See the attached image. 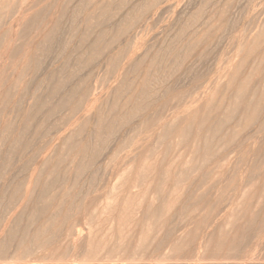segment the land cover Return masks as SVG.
Returning a JSON list of instances; mask_svg holds the SVG:
<instances>
[{
  "label": "rangeland",
  "instance_id": "obj_1",
  "mask_svg": "<svg viewBox=\"0 0 264 264\" xmlns=\"http://www.w3.org/2000/svg\"><path fill=\"white\" fill-rule=\"evenodd\" d=\"M95 1L96 0H21V1L20 0H16V1L11 0L9 3H8V1L7 2L5 1L7 7L10 8V10L7 9V7L5 6L6 8L5 7L4 8L6 9V11H4L5 9H2L3 11H2V13H0V19L2 21V22L0 21L2 24V25L0 24V33L3 32L0 34V44H3V42H5L4 43L5 47L0 45V82L3 85L2 86L0 84V89H1L0 95L2 96V97H0V100L2 98V100L0 101V112H1V110H3L2 113H0V116H1V118H0V137L3 134H4L3 136L6 137V138L4 137V139H2L3 136L0 138V148H1L0 149V159L3 157L0 160V162H1V164L3 163V161H4V163H7L5 165H0V174L2 176V177L0 176V179H1L0 180V235L4 238L8 235V232H10V230L16 229V231L20 232V230L22 231V229L26 228L25 226L27 225V226H29L28 229L26 228L28 231L27 230H23V231L26 233H30V234H27L29 237H27L26 234H24L25 235L24 238L27 237L26 239H29L31 236V233L36 228V226H38L40 223H42L45 218H48L51 216L50 217L51 220L54 219L56 221V222L54 221L51 224L53 227L51 226L49 228L51 230H54V232L52 231V234L54 233V235L57 236L55 238L52 236L53 240L56 241L58 238L62 239V238H60L61 235H63L62 237H65V240H66V242H64V244H61V247L55 249V254H58V255L64 254L68 258L72 257V256L83 255L84 252H86V250H88V248L91 247L89 245L92 241H96V242L98 241L99 242V241H102V240H100L101 238H103V240L104 239L107 240L110 237V239H108L109 240L108 243H110V240H111L109 247H111L112 249L107 247L108 243H107V241L105 243V240H104L103 242L105 244L102 242L104 244V247L107 244L105 249H104L105 251L109 250L108 252L111 253L114 250H116V251L119 250L120 248H118V247H117L118 249H116L115 242L121 243L123 240H125L122 243L123 244L125 243L124 245H126V247H122L124 245H121L120 243L118 246L123 248L124 250L127 249V251L130 252V254H129V252H127V254L126 253H120V252H122L123 249L119 250L120 252L118 254L109 256V259H110L109 262L110 263L126 264L129 262L135 261L138 258L145 257L146 255L148 257L158 256L160 258L161 257L160 253H162V257H163V254L166 251H168L167 254L169 253L168 254L169 260H165V262L163 261L162 263H166V261L167 262H176L179 260L178 259L179 257H183V258H181L182 260L180 259L179 261H183V259L185 258L184 261L186 260L188 263H190L192 261L194 263V262H196L195 260L197 258H201L202 256H204L202 258H206V259L208 258V259L207 260H200V261L202 264L203 263L205 264L206 262H208L210 260L211 261L216 260L215 262H217L218 260L223 261L222 259L220 260L218 256H220V258H223L225 255H226L225 257L228 256L227 258H229V257L230 258L232 257L235 259L237 258V260L232 259V261L239 262V260H240L239 258L243 257L242 254H240V253L241 252L248 253L249 250H247L245 248H246V246L248 248L250 243L252 244L253 241L259 242V243H257L258 246L254 247L253 249L251 246L249 247L250 251H252L250 253L252 255H254V257L255 256L257 257V259H255V261H259L261 263H264V258H263L264 257V233H263L264 232V217H263V215H264V204H263L264 203V196H262V195H264V140H263L264 139V133H261V134L258 133L256 138L254 140H252L255 143V144H253L254 146L252 145L253 149L251 146L246 145V144L251 145L252 141H251V143L248 142V143L243 144V146L241 145L242 148H240V149L244 150V151L242 150L243 153H240V151H241L240 149L238 150V148H239L238 144L239 143L236 142V144H235V142H234L236 140H238V142H240L239 140H241V138H243L246 135L245 131L246 132L249 131V130H247L249 128H250V130L253 129V127L255 128L257 125L256 123L259 120L256 123H253L254 126H251L252 124L249 126V128L247 126L246 127L247 129L245 128V131L243 130L244 126L242 125L243 127H241V125L238 124V126L241 127L243 130V131L241 130L242 133H240V130H239L241 128L238 129V126H236L237 124H235V122L231 121L230 124L228 125L229 127L227 126L222 131L223 133L221 132L220 134H217L219 136L216 137V139H218L222 135L221 136L222 141H221V138H219L218 139L219 141L216 140V142H218V143L221 142L218 145H220L222 147L223 145H221V144H224V146L226 148L224 147V150L223 149L221 150V148L219 146H216L217 144L215 142L214 152L212 154L205 156L204 151L203 152L198 151L197 153H195L196 154L195 158H194V152L195 151L194 152H192V151L194 150L196 144H198L197 143L198 139L195 138L198 135V134L196 135V133H198V131H197L198 129H197L196 125H193V129H192V133H191L192 137L190 135V137H188L186 142L184 139H186L187 137H184L181 134L178 135L179 133H174V135L170 136L168 140H166L165 142L162 143L161 141H158V132H159V130L157 129V128H159L158 125H155L153 128L152 125H148L145 123L143 124L144 117H149L151 119L155 118L154 120H157V121H159V120H162V121L170 120L174 116H176L179 111H182V109H184L188 106H191L192 108H194V106L197 107V105H198V108L203 107L206 99H208L207 95H205L206 98L204 96H201L200 101L198 100L195 103L196 105L195 104H193V105L189 104L191 97H192V100H193V98L198 99V97H197L198 90H199V92L202 91L204 89L203 85H209L210 84L212 86V84H213V86H215L214 84L216 83L217 80H218V83H216V86L220 83V86L218 85L220 88L217 86L219 89H223L222 87L223 86L225 87L227 85V83L230 80L229 78L231 77V76L229 77V75H232V73H233L231 68L232 69L234 68L233 70H236V68L238 67V64L241 62L242 57L248 53L247 48H246V51H247L246 54L243 53V52H245V49L242 50L240 53L237 50L239 48L238 44H241V42L242 43L244 42L243 44H247L249 41L251 42L252 41L251 39H253L255 37V35H257V38L255 37V39L260 40L259 37L261 38V41L259 43L263 42L262 40H264V37H263L264 36V32H263L264 31V28H263L264 27V0H167V1L166 0H131V1L130 0H125V1H123V0H99L100 4L102 3L101 5H98L99 4L98 0L96 2ZM118 1L120 2V5L118 4ZM143 1L145 2V4H148L149 6L147 5L148 6L147 7ZM3 2H4V0H0L1 6H2L1 3H3ZM108 3H110V6ZM18 4H20L23 8ZM26 4H27V6H26ZM114 4H116V6H118V7L116 8L114 6ZM121 4H123V5H121ZM94 6H96V7H94ZM142 6H144V7H142ZM77 7L78 8L81 7L82 9L81 8L78 9ZM98 7H99V10H97ZM121 7H123V8H121ZM136 8H137V10H136ZM101 9H104V10L102 11ZM122 9H123V11H122ZM21 10H22V13H21ZM27 10H30V11H27ZM138 10L142 14H140V12ZM3 12H5V15ZM7 12H10V14ZM17 12H18V15H17ZM89 12H93V16H92V13H89ZM120 12H121V15H120ZM127 12L131 13V15H129V17H127V15L130 13L127 14ZM24 13H27V15L26 14H25L26 16L23 15ZM6 14H7V16H6ZM125 14H127V15H125ZM104 15L108 19L106 17H104ZM19 16L20 17L22 16V18L27 22V25L23 19L19 18L20 21H19V19H17ZM102 17H104V18H102ZM125 17H127V20L129 18L132 19L133 22H135V23L130 21V19L128 21H126ZM105 18H106V20H105ZM8 19L9 20L11 19V20L9 21ZM83 19H87V20H83ZM134 19H136L137 21H135ZM55 20H56V22H54ZM81 20H83V21H81ZM88 20H90V21H88ZM82 22H84V24ZM53 23L57 24V25L53 26L55 29H52L53 28L52 25H54ZM97 23L100 26L97 25ZM48 24H49V26H48ZM105 24L107 27L105 26ZM141 24H142V27H141ZM39 25L41 26V28ZM43 25H44L45 29L43 28ZM79 25H80V28H79ZM46 26H47V29H46ZM89 26H90V28H89ZM26 28H27V30H26ZM56 28H58V29H56ZM43 29L45 31H41ZM77 29H79V30H77ZM116 29L119 31H117ZM259 29L262 31L259 32L260 31ZM101 30H103L104 32L103 31L101 32ZM4 31L6 34L8 33V36L6 34H4ZM93 31H94V33H93ZM53 32H54V34H53ZM107 32L109 33V35ZM87 33L89 34L90 37H88ZM103 33L105 34V38H103L104 37ZM258 33L259 34L261 33L260 34L261 36H259ZM10 34H12V35H10ZM20 34H22V35H20ZM99 34H100V36H99ZM190 35L192 36L193 39L197 40L196 43H195V40H193V39H192L193 41L192 40L190 41V39H191ZM10 36L11 37L13 36V39L15 41L13 39H11ZM42 36L43 37L45 36V39L42 38ZM81 36H83V37H81ZM93 36H96V37H93ZM121 36H122V38H121ZM195 36H196V38H195ZM199 36L201 38H199ZM245 36H247L248 39H247V37L245 38ZM97 37H99V38L96 40H98V41L100 40L99 41L100 43L94 42V39ZM110 37L112 39H114V41H115V42L113 41L114 43L111 41L112 39ZM157 37H159V38H157ZM46 38L49 42L46 40ZM171 38H173V39H171ZM205 38H206V40H205ZM242 38H243V41H241ZM40 39H42V40L44 39V40L42 41ZM80 39H82V40H80ZM108 39H110V41ZM203 39H204V41H203ZM245 39L248 41L246 42ZM39 40H40V42H39ZM64 40H65V42H64ZM88 41L89 42L91 41V43L89 44ZM44 42H45V45H43ZM84 42H87V43H84ZM198 42H201L202 45H201V43H198ZM210 42H212V43H210ZM31 43H33V44H31ZM95 43H97V45L99 44L98 46L94 45L97 48L92 45ZM103 43H104L105 47L107 44V47L109 48L108 51H106L105 48H101L103 46ZM111 44H113V46L110 47ZM121 44H122V46H121ZM167 44H169V45H167ZM262 44L261 45L259 44L260 46L258 45L259 46V48L257 47L258 49L254 48V50L251 51L253 53H251V55H250L251 57L249 56V59H248L249 62L246 63L241 68L242 73L247 74V72H249V70L252 69V65H254V61L257 60V58L262 53H264V51H263L264 50V43H262ZM8 45H9V48H7ZM115 45H116V47H115ZM90 46L91 47L93 46V48H95V50L93 48H91ZM112 47L115 49H111ZM192 47H194V48H192ZM12 48H14L15 50ZM27 48L29 49V52H28ZM190 48H191V51L189 52ZM17 49H18V51H17ZM92 49L94 51H92ZM118 49H120V50H118ZM146 49H147L148 53L146 52ZM255 49H257V50H255ZM117 50L121 54H119L117 52ZM90 51L94 55H92L90 53ZM109 51H110V53H109ZM171 51H173V52H171ZM18 52L22 55H20ZM187 52L191 53V55H187V54H189ZM95 53H97L99 56L101 54L102 55L100 57H98L97 55L95 56ZM144 53H145V55H144ZM146 53L149 56L146 58V61H145L144 59H141V58H145ZM236 53H237V55L239 53L240 54L237 56ZM115 54L117 55V57L122 55L123 58L122 57L121 58L123 60H121V58L119 57L120 60L118 62L117 59H119V58L115 57L116 56ZM241 54H243V55H241ZM109 55H110V57H109ZM141 55H143V56H141ZM152 55H154V57ZM30 56H32V57L30 58ZM112 56H113V58L115 57L114 60H113V58H111ZM236 56H237V59H235V60H240V61H234V58H236ZM87 57H89V58H87ZM92 57L94 60L92 59ZM230 57H231V59H230ZM79 59H83L84 62H83V60H79ZM107 59H109V60H107ZM110 59H112L113 61H115V60L116 61L112 62V60H110ZM135 59H136V61H135ZM29 60L30 61L35 60V61L30 62ZM108 61H110L109 62L110 64L108 63ZM231 61H232V63H231ZM83 63H84V65H83ZM87 63L90 66H87ZM128 63H129V65H128ZM135 63H136V65H135ZM152 63L154 65H152ZM14 64H15V66H14ZM21 65L23 67H20ZM25 65H27V66H25ZM228 65H229V67H228ZM30 66H32V67H30ZM125 66H127V67H125ZM187 66H189V67H187ZM113 67H115V69ZM21 68H23V69H21ZM121 68L123 69V71ZM188 68H189V70H188ZM127 69H129L130 71ZM143 69H145V71ZM242 69H244V71ZM3 71H5V72H3ZM124 71L125 72L127 71L126 73H128V74L126 75ZM224 71L227 73V75ZM145 72L147 74H145ZM222 73L226 76L221 77V75L224 76ZM19 74L23 78H21V80L18 81V78L20 79ZM116 75H117V77H116ZM147 75H149V76H147ZM16 76L18 77L17 79H16ZM132 76H134V77H132ZM219 77L224 79V81L222 79H220ZM11 78H12V80H14V82H12V80L11 81L9 80ZM256 79H257L256 77H253V81L251 82V84L260 85L259 88L264 89V84H263L264 80L261 82H258V80H256ZM83 80H84V82H83ZM128 81L131 83H129ZM80 82H81V84H80ZM197 82H198V84H197ZM52 83H54V84H52ZM175 83H177V84L175 85ZM83 85H85L86 87ZM103 85H105V86L103 87ZM136 85H138V86L135 87ZM167 85H171V86L167 87ZM194 85H195V87H193ZM164 86L168 88L167 91H166ZM16 87H17V89L14 90V88H16ZM146 87H148L149 89L151 88L154 92L151 89L150 90L148 88L145 89ZM175 87L177 89H174ZM139 88L145 89L147 94L142 95L141 94L142 90H139ZM188 88H189V90H188ZM9 89H13V90L11 91ZM118 89H119V92H118ZM93 90H94V92H93ZM10 91H11V93H10ZM73 91L76 93H74ZM128 91H130V92H128ZM151 91H152V93H151ZM184 91L187 92L186 95L184 94ZM194 91H197V93ZM12 92L15 95H13ZM38 92H40V93L38 94ZM84 92H85V94H84ZM116 92H118V93H116ZM191 92H193V93H191ZM51 93H53V94H51ZM94 93L96 94V96ZM170 93H171V95H170ZM179 93H182V95L180 94L181 96H179ZM229 93H230L229 90H225L224 93L216 94L214 96V101L216 100L215 102H219V100L221 99V97H223L224 94H229ZM10 94H12V95H10ZM82 94H83V96H82ZM121 94L124 97H122ZM166 94H167V96H165ZM191 94H192V96H191ZM39 95H40V97H39ZM80 95L82 97H80ZM115 95H117L118 97L117 96L115 97ZM194 95H195V97H193ZM217 95H219V97ZM23 96H25V97H23ZM135 96H137V98L138 97L139 98L137 99ZM177 96L180 97L179 101L182 99L183 102L180 101L181 105L183 103L182 106L181 105L178 106L180 103L177 101L178 100ZM30 97L32 98L33 101L30 99ZM64 97L66 99V102H68L67 104L69 106L68 105L66 106L65 102L64 103L62 102V101H65ZM176 97H177V99H175V101H177L176 102L177 104L179 103L178 105L173 100ZM185 97L187 99L184 100ZM4 98L6 99V102H4V100H5ZM94 98L95 99L97 98V101L96 102L94 101L92 103L91 100H93ZM48 99H50V100H48ZM59 99H60V102H59ZM143 99H145L147 101V102H145V106L147 105L146 107L141 106V105H143L142 104ZM14 100H16V102ZM44 100H46V101H44ZM57 100L59 103L58 105H57ZM86 100H87V102H86ZM113 100H114V103H112ZM149 100H150V103L148 102ZM17 101L21 102V104L18 103ZM34 101H36V102L34 103ZM123 101L124 102L126 101V103H124ZM166 101H168V102H166ZM186 101H187V103L185 105L184 103ZM69 102L71 104H69ZM76 102L78 104L81 103L82 105H76ZM127 102H129V103H127ZM164 102H166L165 103L166 105H167V103L171 102V103H169V105H170L169 108L174 103L178 106V107L177 106L174 107L175 105H173L170 108V110L173 109L175 111L177 108H180V107L181 108H180V110L177 109L178 111L176 110L177 112H175V113H177V114H175L174 111L172 110L171 112L173 115L171 114L172 115L171 116L170 115L171 112L168 108V105H167V107H164L165 106ZM1 103H3L2 106H1ZM16 103L21 105V108H19L20 106L17 105ZM91 103L94 105L93 107H90L92 105ZM36 104H37V106H35ZM61 104H64L65 106L63 105L64 106L63 107ZM95 104H96V106H95ZM136 104H137V106H140V108L136 109L137 108ZM138 104H140V105H138ZM53 105H55V107ZM74 105H75V107H72ZM263 105H264V102L260 107V109L262 111H260V117L258 119L262 118L261 116L264 115V112H263L264 106ZM87 106L90 109H86ZM132 106L133 107L135 106L134 109ZM42 107H44V108H42ZM60 107H62V108H60ZM65 107H67V108H65ZM70 107H72V109H74V110H71ZM111 107H112L114 112L112 111ZM141 107H142V109H141ZM148 107H150V108L148 109ZM162 107L165 109L166 112L168 110V112L166 113L164 111V109H162ZM22 108H23V110H22ZM24 108L26 111L24 110ZM51 108L53 109V111H51L52 110ZM92 108H93V110H92ZM66 109H67V111H66ZM118 109H119V111H118ZM151 109H153V110H151ZM59 110H60V112H59ZM98 110H100V111L98 112ZM46 111H48V112L50 111V113H49L50 115H48V112H46ZM80 111H82V112H80ZM161 111H163V112H161ZM27 112L29 113V115ZM159 112H161V113H159ZM82 113L86 114V116L82 117L81 116ZM87 113H89V114H87ZM183 113L184 112H181V113L179 112V114H183ZM1 114L3 116L5 115L7 118L5 116L3 117ZM26 114L28 115V117ZM102 114L103 115L105 114L104 115L105 118H106V116L108 117L107 121H106V119H104V117H102L103 116ZM119 114H121V115H119ZM164 114H165L166 118H165ZM167 114H168V117H167ZM22 115H23V118H21ZM68 115H70L71 117ZM73 115H75V116H73ZM126 116H127V118H125ZM212 116H214V117H212L210 119V121L214 123L217 121L218 117H215L214 114H212ZM79 117L81 118V120L83 122L86 123L85 125H82V127L79 126L82 122V121H80ZM101 117L103 118V120ZM19 118H20V120L21 119L27 120V121H25L26 125H24L23 120L20 121ZM42 118L45 121V122L43 121L44 123H42ZM7 119H9V122H12L13 125L10 124ZM78 119H79V121H78ZM95 119H96V121H95ZM124 119H125V121H123ZM6 120H7V122H6ZM141 120H142V123L141 124L138 123V122H141ZM4 121L7 124H10L9 126L12 125L11 127L13 129L15 128L13 131H15L18 128L17 130L19 132L15 131L17 135L15 134V132L12 131V129L10 130L11 127L6 128L4 126V124L7 125ZM30 121H32V122H30ZM100 121H101V123H99ZM83 122H82V124H83ZM70 123L72 125H70ZM28 124H29V126H28ZM37 124H39L40 126H42V124H43L44 129H42L43 127H40L41 128L40 129L39 125L36 126ZM101 124L103 125V128L101 127ZM95 125H96V127H95ZM97 125L100 126L102 129L100 127L98 128ZM119 125H120V127H119ZM233 125H234V127H233ZM127 126H129L128 127L129 130H127ZM1 127L2 128L4 127V128L2 129ZM235 127H237V128L235 129ZM71 128H72V131H71ZM5 129L7 130L6 133H4ZM108 129H112L113 131L111 130L110 132H113L115 135L113 136V134H112V136H111L110 133L107 135L106 132L107 133L109 132ZM226 129H229L230 131L231 130L237 131V132H235L236 133L235 135L239 134V135H237V136H239V139H238V137L232 138V137H235V135L231 136L229 134H234V133L233 132L228 133V131ZM34 130L37 132H34ZM74 131H76L75 133L78 132L77 135H75V133H73ZM125 131H126V133L127 132L128 133L126 134ZM130 131L133 133H130ZM238 131H239V133H238ZM1 132H3V133H1ZM7 132L9 133L8 134L9 137L6 136ZM33 132L36 133V136ZM65 132H67V133H65ZM249 132H247V133L249 134ZM262 132H264V130ZM88 133L89 134L91 133L90 134L91 136ZM119 133H120V135H119ZM124 133L126 135H123ZM224 133H227L228 135L227 134H225V135L227 137L230 136L229 138L232 139L233 142L230 141L229 139H227V140H229L228 142L224 141L223 139L225 138V140H226V138H227L226 136L223 137ZM205 134H207V133L201 132V134H200L201 137L199 136V138L203 139V137L206 136ZM78 135H80L81 137ZM19 136H20V138H19ZM75 136H78L79 139ZM99 136H100V140H99ZM102 136L106 137V138L102 140L101 139V138H103ZM178 136L183 137V139L182 138L181 139L184 140V141L179 140V142H182L181 144H183V143H185V144H183V145L180 144V146H176L179 144L176 141V140H178L177 139ZM7 137L9 139H7ZM108 137H109V139H107ZM120 137H122L124 139L123 140L124 143L126 141L127 146L125 145V148H122L123 150L117 156H109L110 152L114 148V146L116 147V145H118V144H120L121 147L124 146L123 142H119L120 139L122 140V138H120ZM136 137H138V138H136ZM127 138H129L130 141H134V142H130L129 140H127ZM190 138H192V139H190ZM137 139H139V140H137ZM170 139H173L172 142L170 141ZM174 139H176L175 141L178 144L174 141ZM196 139H197V141H196ZM6 140H7V142H5ZM72 140H73V142H72ZM77 140L79 142H77ZM80 140H81V143H80ZM116 140H118V142H116ZM192 140L193 141L195 140L194 141L195 144H193V142H191V144H189V142ZM57 141L59 144L57 143ZM128 141L130 142V144ZM201 141L202 140H200L199 142H201ZM85 142L88 144L86 145ZM154 142H155V144H153ZM110 143H111V145H110ZM228 143L231 145H229ZM16 144H17V146H16ZM83 144H85V146H83ZM90 144H92V147H94V146L96 147V148L91 147V149H93V151L90 150V147H88V145L91 146ZM172 144L174 147L172 146ZM44 145L46 147H44ZM189 145H190V147H189ZM7 146H9V147H7ZM54 146H57V147H54ZM108 146H110V147L108 148ZM157 146H159V147L161 146V147L159 148ZM185 146H186V148H185ZM229 146H232V148ZM10 147H12L14 150ZM25 147H26V149L24 150ZM64 147H65V149L67 148L68 151H70V152L68 153L67 150H65V149L63 150ZM75 147H85V148L87 147V148H89L87 151L88 153L86 152V154L85 153L83 154V152H81L80 150L74 149ZM182 147H183V149H182ZM215 147H218L220 149L215 148ZM17 148L20 150H18ZM97 148H99V150ZM192 148H193V150H192ZM255 148H257V149H255ZM5 149L7 151H5ZM10 149L13 150V152H11V153L9 152V156H8L7 154H8V151H10ZM36 149L38 151L32 152L33 150H36ZM50 149H51V151L49 152ZM230 149H231V151L233 150L232 153L230 154L231 156H229L228 159H226L224 161L225 163L223 166L222 165L220 166V169H216L215 163L218 160V158L221 155H223L225 152H228ZM234 149H236V150L234 151ZM104 150H105V152H104ZM218 150H221L222 153H220V152L218 153ZM26 151L28 152V154ZM165 151H167L169 153V155H167L166 154L167 152L165 153ZM5 152H7V153L5 154ZM17 152H19V153L21 152V153L17 154ZM35 152L37 155L34 154ZM182 152H185V153L187 152V153L183 154ZM190 152H191V154L193 153L192 159L191 158L189 159V157H191ZM12 153H15V155ZM40 153H42L43 161L46 158V160L50 162L48 164V162L46 161L47 164H45V163L43 164L44 165L43 167L45 169L41 166L42 162L40 163V161L42 160V158H40L41 155H39ZM50 153L51 154L54 153V157L52 155V158H54V160L51 159ZM61 153L64 154L63 155L64 157H67V155L69 154L68 158L64 159V157L61 156L62 155ZM92 153H95V154L93 155ZM97 153H98V157H99L98 159H102V157H103V160H101L102 163H101V161L99 162L98 159H95V157H97ZM10 154L13 155V158H12V155L10 157ZM162 154H164L165 156L164 155L162 156ZM171 154H172V156H171ZM34 155H36L37 157L35 156L36 157L35 158ZM87 155L88 156L91 155L90 158H91V161L93 159V162L90 161L91 163H89L90 158H88ZM238 155H239V157H238ZM83 156H87V158H85ZM198 156H199V158L197 159ZM6 157L7 158L9 157L10 160L12 159L11 162L13 164L10 161H8L9 158L7 159ZM145 157H146V159H145ZM208 157L210 160L208 159ZM211 157H213V158H211ZM19 158H21V160H18ZM59 158H61V160ZM14 159H16L17 161ZM30 159H31V161H30ZM142 159H143V161H142ZM207 159L209 161H207ZM58 160H60V161L58 162ZM62 160H63V162H62ZM77 160H80V163ZM86 160H88V163L86 162ZM144 160H145V162H144ZM241 160H243V161H241ZM64 161L67 163H64ZM32 162H33V165L31 164ZM70 162L72 163V165H70L71 164ZM141 162L143 164V165H141V167L144 166V168L142 167L144 170L140 167ZM146 162H150V163H146ZM59 163L62 166L59 165ZM54 164H55V166H54ZM87 164H89V165H87ZM8 165H10L9 166L10 168L8 167L9 169L7 168ZM82 165H84V166H82ZM147 165H148V167H147ZM2 166H4L3 169L6 167L7 170L4 169L5 171L4 170L2 171V169H1ZM11 166L13 167L12 169H11ZM40 166L43 169H42V172L40 173L42 175H40V174L37 175V176H39V178H38L35 175L38 174L37 172H40V169H39ZM29 167H30V169H29ZM53 167H55V168H53ZM187 167H188V170H189V168H191V169L188 171V173L182 174L180 171L181 170H187ZM20 168H23V170ZM26 168H28V169H26ZM35 168H36V170H35ZM48 169H50V171ZM65 169L68 171L65 172ZM95 169H96V171H95ZM209 169L214 171V175L219 174L221 172L219 174V176L214 177L216 179V181H215V179H213L212 181L209 179V177L213 178V176H214L213 174L210 176L206 175V171ZM24 170L25 171L27 170V171L25 172ZM153 170L155 171L156 174L153 173ZM178 170H179V173H178ZM34 171H36V172H34ZM58 171L60 172V174H58ZM165 171H167V173ZM192 171H193V174L190 173ZM50 172L51 173L54 172L52 174H55V176H57V174H58V176L59 175L60 176L59 177H55L54 175L50 176L51 175ZM157 172H159V173H157ZM174 172L176 173V175L178 174L179 176L175 175L176 176V178H175ZM11 173H12V175H11ZM82 173H83V175H82ZM124 173H126V174L124 175V177H122V174H124ZM162 173L166 174V176H169L172 173L169 176V178L171 180H169V178L167 179V177L165 175H163L164 178L161 177ZM180 173L185 177L190 176L191 179L188 177L189 179L187 178L186 181L184 179V181L182 183L180 182L181 184L178 185L179 184L178 179L183 177ZM202 173H203V177L201 178ZM25 174L28 175L29 177H26ZM158 174H159L163 184L161 183V180L159 177H158L159 180L155 179L158 176ZM14 175H16L17 180L15 179L16 177H13ZM61 175L63 177L64 176L66 177L67 182H65V180H64L66 185L63 184L64 182L62 180L61 181L63 183H61L60 179H63V177ZM144 175H149V176L147 178H145ZM150 176H151V178H150ZM52 177L53 178L55 177L54 180H56V181H53ZM65 177H64V179H65ZM177 177H179V178H177ZM219 177H220V179H218ZM29 178H32V179L29 180ZM35 178L36 179L38 178V179L36 180ZM43 178L48 179V181L53 184L52 187L50 188V190L52 192L48 190V194H47L48 196L46 195L47 191H46V193H44V195H45L44 197H45L46 201L48 198L47 203L49 205V209L46 213V216L43 215L42 213H40L39 209H38L39 204H40V200H38V199L39 198L41 199V197H40V194L42 191L41 188H43L42 184H46L48 182L46 179H43ZM56 178L59 180H57ZM33 179H35L34 180L35 182L33 181ZM142 179H144V180H142ZM163 179L166 181H164ZM207 179H209V180L206 181ZM6 180H8V181H6ZM38 180H39L40 184L36 185ZM119 180L121 183H123L121 185L125 186V187L123 186L124 188H122V186L117 187L118 183L120 185ZM134 180H137L138 183ZM17 181H20V184L22 183L23 186L20 187L21 185L19 184V182L17 183ZM26 181H28V182H26ZM163 181L165 182V184ZM167 181H169V182H167ZM175 181H177V183ZM226 181H228L227 185H226ZM5 182H7V183H5ZM8 182L10 183L9 186L7 185ZM55 182H57V183H55ZM199 182L203 183V185L200 184V186H199ZM221 182H222V184H221ZM13 183L14 184L16 183V185H14ZM75 183H76L77 187L75 186ZM124 183H126V184H124ZM148 183H150L151 187H152V185H154L156 187L157 183L161 184V185H159L160 186L159 188L162 191H160L158 189L160 191V193L158 191L155 192V189H157L158 187L155 188L153 186L154 189L153 188L150 189V187H148V186H150ZM210 183L214 184V185H211ZM4 184H6V185H4ZM55 184H56V186H54ZM70 184L72 186H69ZM114 184H116L115 190H114L115 187H112ZM60 185H63L62 188H60L61 187ZM162 185H163L165 191H164V189H162L163 188ZM4 186H6V188ZM7 186H8V190H7ZM18 186L22 189V191L20 188H18ZM128 186H130V187H128ZM197 186H198V188H196ZM213 186L214 187L216 186L218 188V191L219 190L222 191L224 189L222 191L223 193L221 192L222 193L221 194L220 192L216 191L217 189L215 190V188H213ZM219 186H220V188H219ZM221 186L223 187V189ZM53 187L58 190L57 194H56V190ZM174 187H175V189H174ZM176 187H177V189H176ZM69 188L71 190H69ZM119 188H121V189H119ZM212 188H213V190H212ZM249 188L252 191L251 190L249 191L248 190ZM5 189L8 192L6 191L5 193H2L5 191ZM62 189H63V191L64 190L65 191L62 192L61 191ZM111 189L114 190L113 191L114 196H113L112 192H111V194L116 200H114V198L112 199L111 195H109ZM141 189H143V191H140ZM253 189H255V190H253ZM256 189H257V192H255ZM16 190H18L17 195L19 198H17L15 196V199L17 198L18 200L14 199V201L11 202L10 198L15 193ZM53 190H55V192ZM173 190L175 192L179 191V192H182V194L183 193L184 194H183V196L178 197L179 194L180 195H182V194L179 192H177V193L174 192L175 193L174 194V193H172ZM199 190H201V191H199ZM244 190H245V193H244ZM262 190H263V192H262ZM72 191H74L75 193ZM129 191L131 193H129ZM138 191H139V193L141 192L140 194H142V192H143V195H141L142 197L140 195H138L139 193L137 195L140 197H138V198L136 196L134 197V195H136V193ZM163 191L166 192V194L164 193V195H163V193H162ZM183 191H185V192H183ZM248 191H249V194H248ZM19 192L21 193V195ZM50 192L51 193L54 192V194L58 197L54 196V194H51ZM61 192H62V194H61ZM118 192H119V194H118ZM157 192H158L159 197L161 196L162 198L161 197L159 198L157 196V194H156ZM8 193H10V194H8ZM31 193H32V195H31ZM144 193H145V195H144ZM154 193L156 195H155V197L153 195L152 196L153 199H152L151 195ZM218 193H220V194H218ZM49 194L53 195L55 198L53 197L54 199H52V196L49 197ZM127 194H129V197ZM130 194H131V197H130ZM149 194H151V195H149ZM192 194H194V195H192ZM244 194L247 195V196H245V198H244ZM9 195H10V198H9ZM33 195H34V197H33ZM126 195H127V197H126ZM162 195L164 197L169 196V195H171V196H169V198L166 199ZM5 196H6V198H5ZM24 196H27V197H25V199H24ZM63 196H65V197H63ZM117 196L119 197L118 200H117ZM172 196H176L177 198L174 197V200L172 201V198H173ZM215 196H217V198H219V199H217ZM32 197H33V199H35V201L32 199ZM182 197H183V199H182ZM206 197H208L209 202L206 201V199H207ZM140 198H142V200ZM196 198H198V199H196ZM201 198H204V199H201ZM248 198L252 202H250L248 200ZM49 199H50V201H49ZM109 199L116 201V204H114V201H112L113 206L115 207V205H116V207H115V209H113V208L110 209L109 211H111V212H109L108 210H104L105 212L106 211L107 212H106V214L103 213V217L106 218L109 216L108 218H110L111 221H113V223L111 221H108L107 218H106V220H107L106 223H104L103 221H100V219L98 217V215H99L98 213H100L102 211V209H101L102 206H104V204H106V202H108ZM137 199H139L141 201L138 202ZM151 199H152V201H151ZM159 199L162 200L161 203H160ZM169 199H170V203H169ZM244 199H246V201H244ZM260 199H261V201H260ZM56 200H60V201H56ZM70 200L74 204H71ZM79 200L82 202H80ZM131 200H133V201H131ZM134 200H136L135 202H138V203H135ZM164 200H165V202L163 203ZM175 200H176V202H175ZM196 200L199 201L201 206L198 205L199 203H197L198 201H196ZM203 200H205L206 202ZM239 200L243 201L242 202L243 204H248V203H250L249 205L252 204L251 207L253 206L252 209L256 208L255 211H256L257 215H258V213L259 214L261 213V215H258L259 218L256 220L257 222L256 221L255 222L246 221V223H245L244 221L247 219H245V220L239 219L238 220L239 222L237 221L238 225L241 224L240 225L241 228L244 227L243 225H246L244 227L245 230H244V228L242 229L246 232L243 231L244 233H242L243 236L240 238V241L242 240L244 244H248V245H246L245 248L243 247V249L238 250V248H235L237 250H234V249L232 251L230 250V252H228V254H227V252L222 254V252L218 253V252L211 251V250H214V247H209V249L207 248V250L204 247L201 248L200 243H202L203 240L201 239L199 234L204 232L203 230H205L206 225H203L202 228L200 227L201 230H199V225L201 226V224H207V223L210 225L214 221H218V219H220V218L222 220L223 219L222 216L224 217V220L230 219L231 216L229 215V212L232 210L231 209L232 203H234L235 201H239ZM247 200L249 201L248 203H247ZM16 201H17V203H16ZM145 201H147L148 204L144 203ZM210 201L212 203L214 202L211 205L213 207H215L216 210L213 207H210V204H209ZM25 202H26V204H25ZM139 203H141V204H139ZM149 203L151 206L154 205L152 211H151V209H149ZM258 203H260V204H258ZM7 204H8V206H7ZM57 204H60V205H57ZM122 204H124L123 205L124 207L122 206ZM131 204H132V206H131ZM158 204L159 205L164 204L165 206H163L160 209L159 208L155 209L154 208L155 205L157 206ZM214 204H215V206H214ZM27 205H29V206H27ZM137 205L138 206L140 205L142 207V209H140V206L138 207ZM67 206H68V208H67ZM126 206L130 208L131 212H133V210L135 212L130 213L131 215H129V212H128L129 210L127 211ZM204 206H206V207H204ZM255 206H257V207H255ZM27 207H28V209H27ZM32 207L34 209H32ZM50 207H52V208H50ZM61 207H63V208L61 209ZM121 207H123L122 212H121L122 209L118 210ZM137 207H138V210L140 209L139 211L136 210ZM166 207L169 209H167ZM194 207L199 208L200 210L199 209L196 210V208H194ZM207 207H208V209H207ZM242 207H243V205H242ZM143 209H145V210H143ZM213 209L215 211H213ZM154 210H157L158 212L161 211L163 213V215L165 212L166 213L165 215L168 214V216H164L162 218L161 216H163V215L161 214L160 217L158 216L159 218H157V219H159V221L158 222L155 221V224H153L154 220H156V219H154L155 217L154 218L150 217V214L152 216L153 215L152 212ZM162 210H164V211H162ZM191 210H192V212H191ZM55 211H59L61 213V215H60V213H57ZM63 211H64V214H63ZM199 211L202 213H200ZM210 211L211 212L213 211L215 214L213 212L211 213ZM33 212L36 214L37 217L33 214ZM38 212H39V214H38ZM54 212H55V214H54ZM190 212H191V214H190ZM208 212H210L212 215ZM145 213H147V215ZM48 214L50 216H48ZM96 214H98V215L95 216ZM184 214H186V215H184ZM208 214L211 215L212 219H211L210 215L207 216ZM31 215L35 217V219L32 221L30 220ZM56 215H57V217H55ZM106 215H108V216H106ZM113 215H114V217H113ZM118 215H120L121 217H123V215H124L123 218H125V220L123 218L119 217ZM128 215H129V217H128ZM183 215L185 217H183ZM194 215H195V217H194ZM213 215H215V216H213ZM93 216H95V217H93ZM126 216H127V220H126ZM130 216H132L133 218L135 216V218H134L135 221H133V219H130ZM196 216H198V217H196ZM202 216H203V218H202ZM65 217L67 218L66 220H65ZM96 217H98V218H96ZM165 217L167 219H164ZM181 217H183L182 220H181ZM192 218H194L195 221ZM197 218H198V220H200V222L203 219L204 220V221H202L203 223L197 222ZM199 218H201V219H199ZM261 218L263 219V221L260 220ZM115 219H116V221H115ZM136 219H139L138 221H142V220L143 221L138 222ZM189 219H192V220H189ZM25 220H27V221H25ZM164 220H166V221H164ZM188 220L191 222H189ZM209 220H210V223H209ZM124 221L125 222L128 221L127 224H129L131 222V224L127 225L125 223V225H126L125 226ZM192 221H193V223H192ZM107 222H109V223H107ZM119 222L121 225L122 224L123 225L122 226L120 224L117 225ZM150 222H151V224H150ZM156 222L159 223V225H157ZM242 222H244V223H242ZM55 223H57V224H55ZM134 223H137V224L139 223V225L134 224ZM144 223L146 224V226H145L146 229L142 228V226L145 225ZM148 223L154 227L159 226L158 228H160V229L163 228L162 232L158 228L155 229L154 227H151V226H149L150 227L149 228ZM187 223H188V225L185 226ZM198 223H199V225L197 227ZM12 224L14 226L17 224L18 225L21 224L19 226L20 227L22 226V227L20 228L17 225L18 227L15 226L16 228L13 229ZM53 224L58 225V226H54ZM190 224H192V225H190ZM193 224H194V226H193ZM23 225H24V227H23ZM260 225L262 227H260ZM96 226L98 228H96ZM112 226L114 228H112ZM116 226H120V227H116ZM106 227H108V228H106ZM140 227L142 229H140ZM246 227H247V229H246ZM117 228H120V229H117ZM124 228H127V229L125 230ZM128 228H130L132 230V233L130 232V234H129L130 241H129V237L127 234L130 231ZM184 228L185 229L189 228L191 231L194 229L195 234L197 233L196 234L197 237H195L196 239H193V240L191 239L190 241H192V242H190V243L188 242L185 245V249H184L185 252L183 251L185 254L183 253V255L180 252L174 253V251H172V250L170 251V248H168V246L165 247L164 249L160 250L158 252L159 254L154 253L151 250L150 251L148 250L143 255L131 254V251L134 247L132 249L131 248L129 249V247L132 246L130 244V242L132 241L131 242L132 244L134 242L133 246L137 245V242L138 243L140 242L141 236L143 234H146L148 232V230H149V232H150V230L152 233L154 232L153 234H151L153 237L155 236L154 238L157 237V235H155L157 232V234L159 235L158 241L161 242L160 238H162V236L164 235V232L165 233H167V231L175 232V230H176L174 235L177 236L178 234H181V233H184L185 231H187V230L184 231ZM262 228H263V230H261ZM55 229H57V231L59 230L58 231L59 233L57 231L55 232ZM90 229H91L92 233L90 232ZM97 229H98V231H100V230L101 231L98 232ZM121 229L124 230L123 233H122ZM135 229L137 230L136 232H135ZM170 229H173V230H170ZM189 229H188V231H190ZM197 229L199 230L200 233L197 231ZM141 230H143V232L146 231V233L142 232L143 234H140ZM4 231L7 233L5 234ZM178 231H179V233L177 234ZM182 231H184V232H182ZM253 231H256V233ZM159 232H161V233H159ZM117 233H118V236H117ZM136 233H138V234H136ZM3 234H4V236H3ZM124 234L127 236V238L125 237V239L124 238L119 239ZM91 235L92 236L95 235L94 238H96V240L92 238L93 240H91V242H90L89 240L91 238H89V237ZM136 235H138V237ZM151 235L149 234L148 239H150V241L153 242L152 241L153 237ZM203 235L201 234L202 238L204 237ZM98 236L100 237V239ZM116 236L119 238H117ZM131 236H132V238H131ZM106 237H108V238H106ZM164 237H166V235L163 236V240L165 239V242H166L167 239ZM97 238H98V240H97ZM158 238L154 239V240H156L155 243H157ZM253 238H254V240H253ZM137 239L139 241H137ZM51 240L52 239L46 240L43 244H41V246H43V247H41V246L39 247V245H36V246L31 245V249L34 250V251L32 250L33 254L24 256V258H25L24 260L26 261V259L39 258V257L43 258V255H48V253L52 252L51 249L53 248L52 245L49 243ZM201 240H202V242H201ZM127 241L129 242V245H128ZM237 241H239V240H237ZM15 243H16V240L12 239V241L9 244V246H11L9 249V254L10 253L11 254L9 256L14 255L15 250L17 249V246ZM190 248H191L192 252H191ZM38 250L40 252L41 251L42 252L40 254H38ZM169 251L173 255H171ZM234 252L236 255H234ZM105 253H107V252H105ZM216 253H218V254H216ZM179 254L182 256H180ZM188 255H190V256H188ZM215 255H216V257H213ZM260 257H261V259L259 260ZM187 258H189V260ZM211 258H215V259H211ZM136 261H138V260H136ZM136 261L133 263H136ZM141 262L144 263V261H139L137 263H141ZM146 263H149V261L147 260Z\"/></svg>",
  "mask_w": 264,
  "mask_h": 264
},
{
  "label": "bare ground",
  "instance_id": "obj_2",
  "mask_svg": "<svg viewBox=\"0 0 264 264\" xmlns=\"http://www.w3.org/2000/svg\"><path fill=\"white\" fill-rule=\"evenodd\" d=\"M5 1L7 2L8 1V3L11 1V0H4V2L3 3H1L2 4V6L0 5V13H2V9H5L6 7H7V5H6V3H5ZM14 1H16V0H14ZM21 1V0H20ZM97 1V0H96ZM95 1V2H96ZM99 1V0H98ZM123 1H125V0H123ZM131 1V0H130ZM167 1V0H166ZM112 2V1H111ZM136 2V1H135ZM144 2V1H143ZM153 2V1H152ZM7 3V4H8ZM17 3V2H16ZM104 3V2H103ZM11 4V3H10ZM98 4V3H97ZM102 4V3H101ZM100 4V1H99V4L98 5H101ZM109 4V6H110V3H108ZM118 4L120 5V2L118 1ZM144 4H145V2H144ZM173 4V3H172ZM18 5H20V4H18ZM30 5V4H29ZM96 5V4H95ZM112 5V4H111ZM121 5H123V4H121ZM137 5V4H136ZM135 5V6H136ZM143 5V4H142ZM146 6L148 5V4H145ZM6 6V7H5ZM10 6V5H9ZM21 6V5H20ZM26 6H27V4H26ZM78 6V5H77ZM80 6V5H79ZM114 6L117 8L118 6H116V4H114ZM149 6V5H148ZM147 6V7H148ZM152 6V5H151ZM173 6V5H172ZM5 7V8H4ZM22 7V6H21ZM93 7V6H92ZM94 7H96V6H94ZM142 7H144V6H142ZM141 7V8H142ZM23 8V7H22ZM28 8V7H27ZM78 8V7H77ZM79 8H81V7H79ZM78 8V9H79ZM121 8H123V7H121ZM134 8V7H133ZM7 9H9L10 10V8H8L7 7ZM34 9V8H33ZM82 9V8H81ZM91 9V8H90ZM106 9V8H105ZM143 9V8H142ZM165 9V8H164ZM163 9V10H164ZM92 10V9H91ZM96 10V9H95ZM97 10H99V7L97 8ZM102 11L104 10V9H101ZM134 10V9H133ZM136 10H137V8H136ZM148 10V9H147ZM4 11H6V9L4 10ZM27 11H30V10H27ZM122 11H123V9H122ZM130 11V10H129ZM139 11V10H138ZM160 11V10H159ZM99 12V11H98ZM108 12V11H107ZM119 12V11H118ZM140 12V11H139ZM4 13V15H5V12H3ZM7 13H9L10 14V12H7ZM12 13V12H11ZM14 13V12H13ZM21 13H22V10H21ZM20 13V14H21ZM89 13H92V16H93V12H89ZM100 13V12H99ZM126 13V12H125ZM128 13H130V12H127V14ZM146 13V12H145ZM27 15V13H24L23 15ZM77 14V13H76ZM108 14V13H107ZM118 14V13H117ZM127 14H125V15H127ZM140 14H142L141 12H140ZM144 14V13H143ZM17 15H18V12H17ZM25 15V16H26ZM70 15V14H69ZM95 15V14H94ZM120 15H121V12H120ZM129 15H131V13L130 14H128L127 15V17H129ZM145 15V14H144ZM6 16H7V14H6ZM14 16V15H13ZM12 16V17H13ZM97 16V15H96ZM103 16V15H102ZM149 16V15H148ZM30 17V16H29ZM95 17V16H94ZM104 17H106L105 15H104ZM104 17H102V18H104ZM127 17H125L126 18V21H128L127 20ZM157 17V16H156ZM7 18V17H6ZM19 18H21V19H23L22 18V16L20 17H18L17 19H19ZM36 18V17H35ZM52 18V17H51ZM99 18V17H98ZM107 18V17H106ZM106 18H105V20H106ZM124 18V19H125ZM77 19V18H76ZM75 19V20H76ZM108 19V18H107ZM110 19V18H109ZM160 19V18H159ZM9 20V19H8ZM11 20V19H10ZM9 20V21H10ZM14 20V19H13ZM24 20V19H23ZM83 20H87V19H83ZM83 20H81V21H83ZM135 21H137L136 19H134ZM0 21H1V19H0ZM19 21H20V19H19ZM25 21V20H24ZM88 21H90V20H88ZM111 21V20H110ZM130 21H132L133 22V20L132 19H130ZM2 22V21H1ZM1 22H0V24H1ZM26 22V21H25ZM49 22V21H48ZM54 22H56V20L54 21ZM124 22V21H123ZM156 22V21H155ZM24 23V22H23ZM83 24H84V22H82ZM100 23V22H99ZM110 23V22H109ZM125 23V22H124ZM133 23H135V22H133ZM142 23V22H141ZM21 24V23H20ZM25 24V23H24ZM54 24V23H53ZM111 24V23H110ZM128 24V23H127ZM137 24V23H136ZM139 24V23H138ZM2 25V24H1ZM26 25H27V22H26ZM55 25H57V24H54V25H52V27L53 26H55ZM60 25V24H59ZM73 25V24H72ZM89 25V24H88ZM97 25H99L98 23H97ZM147 25V24H146ZM40 26V25H39ZM48 26H49V24H48ZM82 26V25H81ZM100 26V25H99ZM105 26H106V24H105ZM10 27V26H9ZM107 27V26H106ZM141 27H142V24H141ZM40 28H41V26H40ZM43 28H44V25H43ZM78 28V27H77ZM79 28H80V25H79ZM83 28V27H82ZM89 28H90V26H89ZM95 28V27H94ZM264 28V27H263ZM8 29V28H7ZM11 29V28H10ZM21 29V28H20ZM31 29V28H30ZM45 29V28H44ZM41 30V31H45V30ZM46 29H47V26H46ZM51 29V28H50ZM52 29H55L54 27L52 28ZM51 29V30H52ZM56 29H58V28H56ZM139 29V28H138ZM9 30V29H8ZM13 30V29H12ZM26 30H27V28H26ZM33 30V29H32ZM76 30V29H75ZM77 30H79V29H77ZM117 30V29H116ZM142 30V29H141ZM260 30V29H259ZM18 31V30H17ZM16 31V32H17ZM103 30H101V32H102ZM112 31V30H111ZM117 31H119V30H117ZM153 31V30H152ZM208 31V30H207ZM244 31V30H243ZM249 31V30H248ZM262 30H260L259 32H261ZM7 32V31H6ZM104 32V31H103ZM106 32V31H105ZM180 32V31H179ZM264 32V31H263ZM1 33H3V32H1ZM0 33V34H1ZM46 33V32H45ZM44 33V34H45ZM52 33V32H51ZM85 33V32H84ZM92 33V32H91ZM93 33H94V31H93ZM108 33V32H107ZM206 33V32H205ZM4 34H6L5 33V31H4ZM38 34V33H37ZM36 34V35H37ZM43 34V35H44ZM53 34H54V32H53ZM86 34V33H85ZM104 34V33H103ZM123 34V33H122ZM259 34V33H258ZM261 34V33H260ZM259 34V36H261ZM7 36H8V33L6 34ZM10 35H12V34H10ZM20 35H22V34H20ZM19 35V36H20ZM46 35V34H45ZM82 35V34H81ZM87 35H88V37H90L89 36V34L87 33ZM93 35V34H92ZM97 35V34H96ZM102 35V34H101ZM108 35H109V33H108ZM111 35V34H110ZM116 35V34H115ZM148 35V34H147ZM188 35V34H187ZM192 35V34H191ZM190 35V36H191ZM209 35V34H208ZM28 36V35H27ZM47 36V35H46ZM98 36V35H97ZM99 36H100V34H99ZM104 36V37H103ZM102 37L103 38H105V34L103 35ZM125 36V35H124ZM138 36V35H137ZM242 36V35H241ZM253 36V35H252ZM258 36V37H259ZM11 37V36H10ZM39 37V36H38ZM48 37V36H47ZM81 37H83V36H81ZM93 37H96V36H93ZM92 37V38H93ZM141 37V36H140ZM203 37V36H202ZM247 36H245V38H246ZM255 37L257 38V35H255ZM255 37L253 38V39H251L252 41L250 42H248L247 44H243L242 42H241V44H238V51L241 53V51L242 50H244L245 49V52H243L244 54H246V48H247V50H248V53L245 55V56H241L242 57V59H241V62L238 64V67L236 68V70H233L232 68H231V70L233 71V73H232V75H229V82L227 83V85L224 87H222L223 89H219L220 87V83L216 86V83H218V80L216 81V83L214 84L215 86H213V84H212V86L209 84V85H203V87H204V89L202 90V91H200L199 92V90H198V93H197V91H194V92H196L197 93V97H198V99L197 98H193V100H192V97H191V99H190V105L192 104H195L198 100L200 101V97L201 96H204L205 97V95H207V98L208 99H206V101H205V104L203 105V107H200V108H198V105H197V107L196 106H194V108H192L191 106H188V107H186V108H184V109H182V111H179L180 113L181 112H184L183 114H179V112H178V114L177 113H175V112H177L178 110L177 109H179L180 110V108H177L175 111L173 110V109H171L170 110V108L173 106V105H175L174 107H176L179 103V105L178 106H180L181 105V102L180 101H182V99L179 101V96H181L182 95V93H179V96H177L178 97V104L176 103L177 101H175V99H177V97L176 98H174L173 100H174V102L177 104H172L171 105V107L169 108V103H171V102H169V103H167V105H168V108H169V110H170V112L173 110L174 111V113L175 114H177L176 116H174L172 119H170V120H164V121H162V120H159V121H157V120H154L155 118H153V119H151V118H149V117H144V120H143V124L145 123V124H148V125H152V127L154 128V126L155 125H158V127L159 128H157L158 130H159V132H158V141H161L162 143L163 142H165L166 140H168L169 139V137L170 136H172V135H174V133H179L178 135H182V136H184V137H187L186 139H184L185 140V142L187 141V139H188V137H190V135H191V133H192V129H193V125H196L197 126V131H198V133H196V137L195 138H197L198 139V144H196V146H195V148H194V150H193V148H192V152H194V158H195V153H197L198 151H204V153H205V156H208V155H210V154H212L213 152H214V144H215V142H216V140L217 141H219L218 139L219 138H221V141H222V135L218 138V139H216V137L217 136H219V135H217V134H220L229 124H230V122L231 121H233V122H235V124H237L236 126H238V124H240L241 125V127H243L244 126V128H243V130L245 131V128L248 126V128H249V126L251 125V126H254V124L253 123H256L258 120V122L256 123L257 125H256V127L254 128L253 127V129H251L250 130V128L249 129H247V130H249V131H247V132H249V134L245 131V136L243 137V138H241V140H239L240 142H238V140H236V141H234L235 142V144H236V142L237 143H239L238 144V146H239V148H238V150L240 149V148H242L241 147V145L243 146V144H245V143H248V142H250L251 143V141L252 140H254L255 138H256V136H257V134L258 133H264V132H262L263 130H264V115L263 116H261L262 118H260V119H258L259 117H260V111H262L261 109H260V107H261V105L263 104V102H264V89L262 88V89H260L259 88V86L260 85H253V84H251V82L253 81V77H256L257 79L256 80H258V82H261V81H263L264 80V53H262L258 58H257V60H255L254 61V65H252V69L251 70H249V72H247V74H244V73H242L241 72V68L246 64V63H248L249 62V56L251 55V53H253V52H251V51H253L254 50V48H259V46L262 44V43H264V40H262L263 42H261V43H259L260 41H261V38L259 37V39L260 40H258V39H255ZM264 37V36H263ZM22 38V37H21ZM24 38V37H23ZM42 38H44L45 39V36L43 37L42 36ZM99 37H97V38H95L94 39V42H99L98 40H96V39H98ZM101 38V37H100ZM111 38V37H110ZM121 38H122V36H121ZM132 38V37H131ZM156 38V37H155ZM157 38H159V37H157ZM191 39H190V41L193 39L192 38V36L190 37ZM195 38H196V36H195ZM199 38H201L200 36H199ZM198 38V39H199ZM11 39H13V36L11 37ZM33 39V38H32ZM43 39V40H44ZM86 39V38H85ZM102 39V38H101ZM112 39V38H111ZM171 39H173V38H171ZM247 39H248V37H247ZM14 40V39H13ZM40 40H42V39H40ZM40 40H39V42H40ZM42 40V41H43ZM46 40H47V38H46ZM80 40H82V39H80ZM93 40V39H92ZM91 40V41H92ZM96 40V41H95ZM103 40V39H102ZM107 40V39H106ZM109 41H110V39H108ZM140 40V39H139ZM193 40H195V43L197 42V40L196 39H193ZM192 40V41H193ZM202 40V39H201ZM205 40H206V38H205ZM246 40V39H245ZM15 41V40H14ZM29 41V40H28ZM48 41V40H47ZM52 41V40H51ZM69 41V40H68ZM87 41V40H86ZM91 41L89 42L88 41V43L90 44L91 43ZM112 42L114 41V39H112L111 40ZM146 41V40H145ZM149 41V40H148ZM173 41V40H172ZM175 41V40H174ZM200 41V40H199ZM203 41H204V39H203ZM241 41H243V38L241 39ZM248 40H246V42H247ZM10 42V41H9ZM8 42V43H9ZM13 42V41H12ZM46 42V41H45ZM45 42L43 43V45H45ZM49 42V41H48ZM64 42H65V40H64ZM93 42V43H94ZM115 42V41H114ZM113 42V43H114ZM121 42V41H120ZM136 42V41H135ZM150 42V41H149ZM158 42V41H157ZM171 42V41H170ZM2 43V42H1ZM4 43L5 42H3V44H0L1 46H4ZM11 43V42H10ZM9 43V44H10ZM82 43V42H81ZM84 43H87V42H84ZM97 43H95V44H92L93 46L94 45H96V46H98L97 45ZM100 43V42H99ZM179 43V42H178ZM194 43V42H193ZM198 43H201V42H198ZM197 43V44H198ZM210 43H212V42H210ZM240 43V42H239ZM31 44H33V43H31ZM88 44V45H89ZM110 44V43H109ZM158 44V43H157ZM170 44V43H169ZM169 44H167V45H169ZM207 44V43H206ZM260 44V45H259ZM26 45V44H25ZM24 45V46H25ZM42 45V46H43ZM82 45V44H81ZM187 45V44H186ZM200 45V44H199ZM201 45H202V43H201ZM240 45V46H239ZM259 45V46H258ZM263 45V44H262ZM41 46V47H42ZM80 46V45H79ZM93 46L91 47V48H93ZM96 46H94V47H96ZM103 46H104V43H103ZM101 47V48H105L106 49V51H108V47H107V44H106V47L104 46V47ZM111 46H113V44H111L110 45V47ZM121 46H122V44H121ZM5 47V46H4ZM32 47V46H31ZM115 47H116V45H115ZM119 47V46H118ZM117 47V48H118ZM124 47V46H123ZM137 47V46H136ZM175 47V46H174ZM199 47V46H198ZM7 48H9V45H8V47ZM29 48V47H28ZM27 48V49H28ZM97 48V47H96ZM100 48V47H99ZM169 48V47H168ZM192 48H194V47H192ZM257 48V49H258ZM12 49H14V48H12ZM89 49V48H88ZM87 49V50H88ZM94 50H95V48H93ZM92 49V51H94ZM111 49H115V48H111ZM162 49V48H161ZM257 49H255V50H257ZM15 50V49H14ZM38 50V49H37ZM83 50V49H82ZM90 50V49H89ZM103 50V49H102ZM118 50H120V49H118ZM118 50H117V52H118ZM126 50V49H125ZM138 50V49H137ZM145 50V49H144ZM164 50V49H163ZM261 50V49H260ZM6 51V50H5ZM17 51H18V49H17ZM20 51V50H19ZM86 51V50H85ZM161 51V50H160ZM175 51V50H174ZM191 51V48H190V50H189V52ZM264 51V50H263ZM14 52V51H13ZM28 52H29V49H28ZM89 52V51H88ZM98 52V51H97ZM116 52V51H115ZM116 52V53H117ZM146 52L148 53V51H147V49H146ZM150 52V51H149ZM171 52H173V51H171ZM189 52H187V53H189ZM19 53V52H18ZM17 53V54H18ZM22 53V52H21ZM26 53V52H25ZM85 53V52H84ZM90 53H91V51H90ZM94 53V52H93ZM109 53H110V51H109ZM119 53V52H118ZM146 53V57L145 58H141V59H144L145 61H146V58L149 56L148 54ZM193 53V52H192ZM239 53V54H240ZM16 54V53H15ZM20 54V53H19ZM92 54V53H91ZM101 54V53H100ZM119 54H121V53H119ZM183 54V53H182ZM238 54V55H239ZM5 55V54H4ZM20 55H22V54H20ZM24 55V54H23ZM31 55V54H30ZM92 55H94V54H92ZM98 56V57H100L97 53H95V56ZM111 55V54H110ZM110 55H109V57H110ZM113 55V54H112ZM116 55V54H115ZM144 55H145V53H144ZM157 55V54H156ZM185 55V54H184ZM187 55H191V53H189V54H187ZM236 55H237V53H236ZM237 55V56H238ZM241 55H243V54H241ZM94 56V57H95ZM141 56H143V55H141ZM153 57H154V55H152ZM237 56H236V58H234V61H240V60H235V59H237ZM9 57V56H8ZM20 57V56H19ZM28 57V56H27ZM26 57V58H27ZM32 56H30V58H31ZM81 57V56H80ZM90 57V56H89ZM89 57H87V58H89ZM97 57V58H98ZM115 57H117V55L115 56ZM115 57L113 58V56L111 57V58H113V60L115 59ZM120 58L122 57V55H120L119 56ZM119 57H117V58H119ZM197 57V56H196ZM234 57V56H233ZM240 57V58H241ZM251 57V56H250ZM29 58V59H30ZM69 58V57H68ZM108 58V57H107ZM120 58L119 59H117L118 60V62H119V60H120ZM123 58V57H122ZM121 58V60H123ZM134 58V57H133ZM187 58V57H186ZM239 58V59H240ZM84 59V58H83ZM83 59H79V60H83ZM92 59H93V57H92ZM91 59V60H92ZM99 59V58H98ZM229 59V58H228ZM230 59H231V57H230ZM251 59V58H250ZM12 60V59H11ZM28 60V59H27ZM64 60V59H63ZM90 60V59H89ZM94 60V59H93ZM92 60V61H93ZM106 60V59H105ZM107 60H109V59H107ZM110 60H112V59H110ZM112 60V62H115V61H113ZM125 60V59H124ZM133 60V59H132ZM174 60V59H173ZM178 60V59H177ZM184 60V59H183ZM17 61V60H16ZM30 61V60H29ZM32 61H35V60H31L30 62H32ZM75 61V60H74ZM91 61V62H92ZM104 61V60H103ZM135 61H136V59H135ZM134 61V62H135ZM151 61V60H150ZM149 61V62H150ZM230 61V60H229ZM233 61V62H234ZM253 61V60H252ZM27 62V61H26ZM81 62V61H80ZM83 62H84V60H83ZM87 62V61H86ZM85 62V63H86ZM110 61H108V63H109ZM117 62V63H118ZM155 62V61H154ZM180 62V61H179ZM21 63V62H20ZM99 63V62H98ZM102 63V62H101ZM137 63V62H136ZM136 63H135V65H136ZM151 63V62H150ZM231 63H232V61H231ZM238 63V62H237ZM11 64V63H10ZM110 64V63H109ZM145 64V63H144ZM29 65V64H28ZM35 65V64H34ZM74 65V64H73ZM83 65H84V63H83ZM128 65H129V63H128ZM152 65H154L153 63H152ZM179 65V64H178ZM190 65V64H189ZM192 65V64H191ZM232 65V64H231ZM3 66V65H2ZM14 66H15V64H14ZM25 66H27V65H25ZM36 66V65H35ZM87 66H90V65H88V63H87ZM114 66V65H113ZM116 66V65H115ZM118 66V65H117ZM233 66V65H232ZM231 66V67H232ZM20 67H23L22 65L20 66ZM30 67H32V66H30ZM125 67H127V66H125ZM187 67H189V66H187ZM228 67H229V65H228ZM84 68V67H83ZM114 69H115V67H113ZM118 68V67H117ZM123 68V67H122ZM121 68V69H122ZM144 68V67H143ZM183 68V67H182ZM191 68V67H190ZM21 69H23V68H21ZM20 69V70H21ZM26 69V68H25ZM28 69V68H27ZM135 69V68H134ZM187 69V68H186ZM246 69V68H245ZM2 70V69H1ZM19 70V71H20ZM126 70V69H125ZM127 70H129V69H127ZM144 71H145V69H143ZM188 70H189V68H188ZM243 71H244V69H242ZM247 70V69H246ZM108 71V70H107ZM117 71V70H116ZM122 71H123V69H122ZM130 71V70H129ZM158 71V70H157ZM187 71V70H186ZM226 71V70H225ZM224 71V72H225ZM3 72H5V71H3ZM16 72V71H15ZM125 72V71H124ZM123 72V73H124ZM127 72V71H126ZM125 72V74L127 75L128 73H126ZM138 72V71H137ZM55 73V72H54ZM109 73V72H108ZM117 73V72H116ZM131 73V72H130ZM142 73V72H141ZM226 73V72H225ZM17 74V73H16ZM21 74V73H20ZM19 74V76H20V79L16 76V79L18 78V81L19 80H21V78H23V77H21V75ZM29 74V73H28ZM122 74V73H121ZM145 74H147L146 72H145ZM223 74V73H222ZM231 74V73H230ZM12 75V74H11ZM224 75V74H223ZM226 75H227V73H226ZM226 75H224V76H222L221 75V77H225ZM47 76V75H46ZM124 76V75H123ZM138 76V75H137ZM147 76H149V75H147ZM87 77V76H86ZM116 77H117V75H116ZM132 77H134V76H132ZM131 77V78H132ZM8 78V77H7ZM34 78V77H33ZM32 78V79H33ZM85 78V77H84ZM100 78V77H99ZM128 78V77H127ZM157 78V77H156ZM202 78V77H201ZM220 78V77H219ZM35 79V78H34ZM114 79V78H113ZM130 79V78H129ZM137 79V78H136ZM149 79V78H148ZM220 79H222V78H220ZM226 79V78H225ZM10 81L12 80V78L11 79H9ZM24 80V79H23ZM31 80V79H30ZM106 80V79H105ZM104 80V81H105ZM192 80V79H191ZM223 81H224V79H222ZM89 81V80H88ZM194 81V80H193ZM192 81V82H193ZM12 82H14V80H12ZM83 82H84V80H83ZM82 82V83H83ZM107 82V81H106ZM129 82V81H128ZM157 82V81H156ZM196 82V81H195ZM222 82V81H221ZM129 83H131V82H129ZM135 83V82H134ZM0 84H1V82H0ZM4 84V83H3ZM52 84H54V83H52ZM56 84V83H55ZM80 84H81V82H80ZM84 84V83H83ZM97 84V83H96ZM105 84V83H104ZM115 84V83H114ZM177 83H175V85H176ZM197 84H198V82H197ZM263 84H264V82H263ZM2 85V84H1ZM23 85V84H22ZM58 85V84H57ZM118 85V84H117ZM142 85V84H141ZM151 85V84H150ZM188 85V84H187ZM202 85V84H201ZM200 85V86H201ZM225 85V84H224ZM3 86V85H2ZM25 86V85H24ZM54 86V85H53ZM83 86H85V85H83ZM105 85H103V87H104ZM138 85H136L135 87H137ZM156 86V85H155ZM168 86H171V85H167V87ZM180 86V85H179ZM199 86V87H200ZM57 87V86H56ZM78 87V86H77ZM86 87V86H85ZM91 87V86H90ZM119 87V86H118ZM163 87V86H162ZM165 87V86H164ZM167 87H165V89H166V91L168 90V88ZM193 87H195V85L193 86ZM7 88V87H6ZM5 88V89H6ZM59 88V87H58ZM75 88V87H74ZM144 88V87H143ZM148 87H146L145 89H147ZM170 88V87H169ZM8 89V88H7ZM6 89V90H7ZM17 89V87L16 88H14V90H16ZM131 89V88H130ZM145 89H140L139 88V90H142V95H146L147 94V92L145 91ZM149 89V88H148ZM151 89V88H150ZM149 89V90H150ZM174 89H177L176 87L174 88ZM173 89V90H174ZM179 89V88H178ZM186 89V88H185ZM184 89V90H185ZM198 89V88H197ZM1 90V89H0ZM9 90H13V89H9ZM95 90V89H94ZM94 90H93V92H94ZM97 90V89H96ZM108 90V89H107ZM111 90V89H110ZM121 90V89H120ZM138 90V89H137ZM138 90V91H139ZM152 90V89H151ZM188 90H189V88H188ZM225 90H229L230 91V93L229 94H224L223 95V97H221V99L219 100V102H215L214 101V96L216 95V94H218V93H224L225 92ZM11 91H10V93H11ZM116 91V90H115ZM148 91V90H147ZM153 91V90H152ZM152 91H151V93H152ZM179 91V90H178ZM183 91V90H182ZM14 92V91H13ZM12 92V94L13 95H15L14 93ZM18 92V91H17ZM48 92V91H47ZM74 92V91H73ZM83 92V91H82ZM90 92V91H89ZM118 92H119V89H118ZM118 92H116V93H118ZM128 92H130V91H128ZM132 92V91H131ZM141 92V91H140ZM139 92V93H140ZM150 92V91H149ZM148 92V93H149ZM154 92V91H153ZM164 92V91H163ZM40 92H38V94H39ZM72 93V92H71ZM74 93H76V92H74ZM88 93V92H87ZM97 93V92H96ZM108 93V92H107ZM133 93V92H132ZM168 93V92H167ZM186 93L187 92H185L184 91V94L186 95ZM191 93H193V92H191ZM12 94H10V95H12ZM51 94H53V93H51ZM84 94H85V92H84ZM95 94V93H94ZM120 94V93H119ZM165 94V93H164ZM178 94V93H177ZM176 94V95H177ZM181 94V95H180ZM75 95V94H74ZM139 95V94H138ZM170 95H171V93H170ZM21 96V95H20ZM46 96V95H45ZM62 96V95H61ZM82 96H83V94H82ZM81 95H80V97H82ZM95 96H96V94H95ZM117 95H115V97H116ZM121 96H122V94H121ZM131 96V95H130ZM149 96V95H148ZM153 96V95H152ZM165 96H167V94L165 95ZM164 96V97H165ZM184 96V95H183ZM191 96H192V94H191ZM209 96V97H208ZM218 97H219V95H217ZM0 97H2L1 95H0ZM23 97H25V96H23ZM32 97V96H31ZM30 97V99L32 100V98ZM39 97H40V95H39ZM74 97V96H73ZM92 97V96H91ZM118 97V96H117ZM122 97H124V96H122ZM126 97V96H125ZM136 98H137V96H135ZM145 97V96H144ZM158 97V96H157ZM169 97V96H168ZM187 97V96H186ZM184 98V100L185 99H187V98ZM193 97H195V95L193 96ZM203 97V98H204ZM34 98V97H33ZM63 98V97H62ZM90 98V97H89ZM139 98V97H138ZM137 98V99H138ZM171 98V97H170ZM206 98V97H205ZM216 98V97H215ZM5 99V98H4ZM44 99V98H43ZM46 99V98H45ZM64 99H65V97H64ZM142 99V98H141ZM148 99V98H147ZM217 99V98H216ZM1 100H2V98H1ZM0 100V101H1ZM40 100V99H39ZM48 100H50V99H48ZM125 100V99H124ZM156 100V99H155ZM172 100V101H173ZM192 100V101H191ZM15 102H16V100H14ZM20 101V100H19ZM33 101V100H32ZM44 101H46V100H44ZM71 101V100H70ZM89 101V100H88ZM92 101V103L95 101H97V98L95 99H93V100H91ZM3 102V101H2ZM4 102H6V99L4 100ZM18 102V101H17ZM36 101H34V103H35ZM59 102H60V99H59ZM63 103L65 102V104H66V106L68 105L67 103L68 102H66V99H65V101H62ZM86 102H87V100H86ZM102 102V101H101ZM124 102V101H123ZM130 102V101H129ZM129 102H127V103H129ZM145 102H147L145 99H143V102H142V104L143 105H141V106H145ZM149 103H150V100L148 101ZM166 102H168V101H166ZM166 102H164V107H167V105L165 104ZM183 102V101H182ZM18 103H20L21 104V102H18ZM18 103H16L17 105H19ZM89 103V102H88ZM91 103V104H92ZM112 103H114V100H113V102ZM119 103V102H118ZM124 103H126V101L124 102ZM162 103V102H161ZM186 103H187V101L184 103L185 105H186ZM199 103V102H198ZM204 103V102H203ZM2 104L3 103H1V106H2ZM59 103H58V100H57V105H58ZM69 104H71L70 102H69ZM87 104V103H86ZM16 105V106H17ZM42 105V104H41ZM48 105V104H47ZM62 106L64 105V104H61ZM76 105H82L81 103L80 104H78L77 102H76ZM90 105V104H89ZM103 105V104H102ZM138 105H140V104H138ZM182 105H183V103H182ZM181 105V106H182ZM196 105V104H195ZM4 106V105H3ZM20 107L19 108H21V105H19ZM35 106H37V104L35 105ZM54 107H55V105H53ZM65 106V105H64ZM63 106V107H64ZM69 106V105H68ZM94 105L92 104L90 107H93ZM95 106H96V104H95ZM127 106V105H126ZM147 106V105H146ZM145 106V107H146ZM162 106V105H161ZM160 106V107H161ZM177 106V107H178ZM264 106V105H263ZM33 107V106H32ZM45 107V106H44ZM44 107H42V108H44ZM72 107H75V105L74 106H72ZM72 107H70L71 108V110H74V109H72ZM133 107V106H132ZM135 107V106H134ZM134 107H133V109H134ZM136 109H138V108H140V106H137V104H136ZM144 107V108H145ZM191 107V108H190ZM60 108H62V107H60ZM65 108H67V107H65ZM64 108V109H65ZM104 108V107H103ZM124 108V107H123ZM129 108V107H128ZM127 108V109H128ZM150 107H148V109H149ZM167 108V109H168ZM263 108V107H262ZM2 109V108H1ZM18 109V108H17ZM52 109V108H51ZM50 109V110H51ZM86 109H90V108H88V106H87V108ZM111 109H112V107H111ZM132 109V108H131ZM141 109H142V107H141ZM162 109H164L163 107H162ZM22 110H23V108H22ZM24 110H25V108H24ZM49 110V109H48ZM63 110V109H62ZM92 110H93V108H92ZM151 110H153V109H151ZM2 111L3 110H1V112L0 113H2ZM26 111V110H25ZM51 111H53V109L51 110ZM66 111H67V109H66ZM78 111V110H77ZM89 111V110H88ZM100 110H98V112H99ZM112 111H113V109H112ZM118 111H119V109H118ZM164 111H165V109H164ZM5 112V111H4ZM3 112V113H4ZM46 112H48V111H46ZM59 112H60V110H59ZM64 112V111H63ZM80 112H82V111H80ZM79 112V113H80ZM84 112V111H83ZM114 112V111H113ZM161 112H163V111H161ZM161 112H159V113H161ZM166 112V111H165ZM164 112V113H165ZM167 112H168V110H167ZM166 112V113H167ZM263 112H264V110H263ZM16 113V112H15ZM26 113V112H25ZM28 113V112H27ZM50 113V111L48 112V115H50L49 114ZM86 113V112H85ZM105 113V112H104ZM120 113V112H119ZM38 114V113H37ZM54 114V113H53ZM67 114V113H66ZM65 114V115H66ZM83 114V115H82ZM81 114V116L83 117V116H86V114H84V113H82ZM87 114H89V113H87ZM101 114V113H100ZM172 114V112L170 113V115ZM212 114H214L215 115V117H218L217 118V121L216 122H211L210 121V119L212 118V117H214V116H212ZM2 115V114H1ZM16 115V114H15ZM27 115V114H26ZM28 115H29V113H28ZM28 115H27V117H28ZM64 115V116H65ZM103 115V114H102ZM105 115V114H104ZM102 116V117H104V119H106V121H107V116H106V118H105V116ZM119 115H121V114H119ZM173 115V114H172ZM171 115V116H172ZM3 116V115H2ZM5 116V115H4ZM3 116V117H4ZM68 116H70V115H68ZM73 116H75V115H73ZM80 116V117H81ZM93 116V115H92ZM114 116V115H113ZM133 116V115H132ZM164 116H165V114H164ZM6 117V116H5ZM19 117V116H18ZM26 117V116H25ZM71 117V116H70ZM79 117V119H80V121H82L81 120V118ZM101 117V118H102ZM134 117V116H133ZM138 117V116H137ZM167 117H168V114H167ZM0 118H1V116H0ZM7 118V117H6ZM21 118H23V115H22V117ZM64 118V117H63ZM69 118V117H68ZM124 118V117H123ZM125 118H127V116L125 117ZM165 118H166V116H165ZM51 119V118H50ZM56 119V118H55ZM65 119V118H64ZM67 119V118H66ZM79 119H78V121H79ZM100 119V118H99ZM117 119V118H116ZM3 120V119H2ZM8 120V122H9V119H7ZM7 120H6V122H7ZM19 120H20V118H19ZM23 119H21L20 121H22ZM41 120V119H40ZM88 120V119H87ZM98 120V119H97ZM102 120H103V118H102ZM118 120V119H117ZM25 121H27V120H23V123H24V125H26V123H25ZM44 120H43V118H42V123H44L43 122ZM77 121V120H76ZM95 121H96V119H95ZM94 121V122H95ZM123 121H125V119L123 120ZM5 122V121H4ZM5 122V123H6ZM29 122V121H28ZM30 122H32V121H30ZM35 122V121H34ZM47 122V121H46ZM60 122V121H59ZM83 122V121H82ZM82 122H81V124L79 125L80 127H82V125H85L86 123L85 122H83V124H82ZM103 122V121H102ZM119 122V121H118ZM10 124H12V122H9ZM76 123V122H75ZM99 123H101V121L99 122ZM122 123V122H121ZM138 123H142V120H141V122H138ZM137 123V124H138ZM243 123V124H242ZM4 124V123H3ZM7 124V123H6ZM10 124H7V125H5L4 124V126L6 127V128H10L11 126H9ZM19 124V123H18ZM142 124V125H143ZM185 126H184V125ZM39 124H37L36 126H38ZM63 125V124H62ZM70 125H72L71 123H70ZM75 125V124H74ZM141 125V126H142ZM243 125V126H242ZM2 126V125H1ZM8 126V127H7ZM28 126H29V124H28ZM52 126V125H51ZM64 126V125H63ZM93 126V125H92ZM98 126V125H97ZM145 126V125H144ZM34 127V126H33ZM40 127H43V124H42V126H40L39 125V128ZM59 127V126H58ZM77 127V126H76ZM95 127H96V125H95ZM100 126H98V128H99ZM101 127L103 128V125L101 124ZM100 127V128H101ZM106 127V126H105ZM119 127H120V125H119ZM128 127L129 126H127V130H129L128 129ZM151 127V126H150ZM151 127V128H152ZM229 127V126H228ZM233 127H234V125H233ZM241 127H239L238 126V129L239 128H241ZM2 128V127H1ZM4 128V127H3ZM2 128V129H3ZM36 128V127H35ZM38 128V129H39ZM56 128V127H55ZM93 128V127H92ZM101 128V129H102ZM237 127H235V129H236ZM12 129V131L15 129H13L12 127L10 128V130ZM18 129V128H17ZM15 130L16 132L18 131V130ZM41 129V128H40ZM39 129V130H40ZM42 129H44V127L42 128ZM86 129V128H85ZM120 129V128H119ZM231 129V128H230ZM9 130V131H10ZM112 129H108V133L106 132V134L108 135L109 133H110V135L112 136V134H113V136L115 135L113 132H110ZM153 130V129H152ZM227 131H228V133L229 132H233L234 134H229V135H231V136H233V135H235L236 133L235 132H237V131H230L229 129H226ZM240 130V133H242L241 132V130H242V128L241 129H239ZM242 130V131H243ZM5 131V132H4ZM3 132L4 133H6V129L4 130ZM15 131H13V132H15ZM71 131H72V128H71ZM113 131V130H112ZM115 131V130H114ZM140 131V130H139ZM155 131V130H154ZM153 131V132H154ZM226 131V132H227ZM3 132H1V133H3ZM16 132H15V134H16ZM19 132V131H18ZM34 132H37V131H35L34 130ZM33 132V133H34ZM61 132V131H60ZM76 131H74L73 133H75ZM100 132V131H99ZM116 132V131H115ZM201 132H206L207 134H205L206 136L205 137H203V139H200L199 138V136H200V134H201ZM12 133V132H11ZM65 133H67V132H65ZM78 133V132H77ZM77 133H75V135H77ZM125 133H126V131H125ZM123 134V135H126V134ZM130 133H133V132H131L130 131ZM223 133V132H222ZM238 133H239V131H238ZM8 132H7V135L6 136H8ZM23 134V133H22ZM35 134V136H36V133H34ZM57 134V133H56ZM89 134V133H88ZM91 134V133H90ZM89 134V135H90ZM99 134V133H98ZM97 134V135H98ZM156 134V133H155ZM203 134V133H202ZM225 134H227V133H224V135H223V137L224 136H226ZM4 135V134H3ZM2 135V136H3ZM14 135V134H13ZM17 135V134H16ZM20 135V134H19ZM48 135V134H47ZM67 135V134H66ZM69 135V134H68ZM73 135V134H72ZM95 135V134H94ZM93 135V136H94ZM119 135H120V133H119ZM154 135V134H153ZM177 135V134H176ZM175 135V136H176ZM195 135V134H194ZM228 135V134H227ZM237 135H239V134H237ZM237 135H235V137H232V138H236V137H238V139H239V136H237ZM241 135V134H240ZM1 136V137H2ZM38 136V135H37ZM62 136V135H61ZM74 136V135H73ZM78 136H80V135H78ZM78 136H75V137H77L78 139H79V137ZM91 136V135H90ZM89 136V137H90ZM174 136V137H175ZM259 136V135H258ZM0 137V138H1ZM4 137L5 136H3L2 137V139H4ZM9 137V136H8ZM7 137V139H9ZM64 137V136H63ZM81 137V136H80ZM95 137V136H94ZM103 137V136H102ZM123 137V136H122ZM122 137H120V138H122ZM126 137V136H125ZM134 137V136H133ZM139 137V136H138ZM138 137H136V138H138ZM191 137H192V135H191ZM201 137V136H200ZM227 137V136H226ZM230 137V136H229ZM229 137H227L226 138V140H225V138L223 139L224 141H226V142H228L229 140L230 141H232V139H230ZM6 138V137H5ZM19 138H20V136H19ZM36 138V137H35ZM65 138V137H64ZM74 138V137H73ZM96 138V137H95ZM98 138V137H97ZM106 137H103V138H101L102 140L103 139H105ZM114 138V137H113ZM112 138V139H113ZM131 138V137H130ZM180 138V139H179ZM183 139V137H177V139L178 140H176V139H174V141L178 144V145H176V146H180V144L182 143V142H179V140H182ZM82 139V138H81ZM107 139H109V137L107 138ZM190 139H192V138H190ZM197 139H196V141H197ZM227 139H229V140H227ZM99 140H100V136H99ZM121 140V139H120ZM119 140V142H123V138H122V140L120 141ZM127 140H129V138H127ZM133 140V139H132ZM137 140H139V139H137ZM172 140L173 139H170V141L172 142ZM184 140H182V141H184ZM200 140H202L201 142H199ZM264 140V139H263ZM75 141V140H74ZM112 141V140H111ZM130 141V140H129ZM128 141V142H129ZM195 141V140H194ZM193 140L192 141H190L189 142V144H191V142H193V144H195V142H194ZM5 142H7V140L5 141ZM12 142V141H11ZM16 142V141H15ZM23 142V141H22ZM72 142H73V140H72ZM76 142V141H75ZM77 142H79L78 140H77ZM109 142V141H108ZM116 142H118V140H116ZM130 142H134V141H130ZM130 142H129V144H130ZM136 142V141H135ZM233 142V141H232ZM261 142V141H260ZM14 143V142H13ZM18 143V142H17ZM57 143H58V141H57ZM80 143H81V140H80ZM174 143V142H173ZM219 143H221V142H219ZM218 142H216V146H219L220 148H221V150L223 149L224 150V144H221V145H223L222 147L220 146V145H218L219 144ZM230 143V142H229ZM228 143V144H229ZM262 143V142H261ZM260 143V144H261ZM12 144V143H11ZM28 144V143H27ZM59 144V143H58ZM85 144L87 145L88 143H86L85 142ZM85 144H83V146H85ZM109 144V143H108ZM107 144V145H108ZM115 144V143H114ZM123 144H124V146L123 147H121L120 146V144H118V145H116V147L114 146V148L111 150V152H110V155L109 156H117L123 149L122 148H125V145L127 144L126 143V141H125V143L123 142ZM128 144V145H129ZM153 144H155V142L153 143ZM175 144V143H174ZM183 144H185V143H183ZM183 144H181V145H183ZM253 144H255L253 141H252V144L251 145H249V144H246L247 146H251L252 147V145ZM2 145V144H1ZM19 145V144H18ZM55 145V144H54ZM57 145V144H56ZM91 146H89L88 145V147H90V150H92L93 151V149H91V147H92V144H90ZM110 145H111V143H110ZM187 145V144H186ZM229 145H231V144H229ZM6 146V145H5ZM16 146H17V144H16ZM106 146V145H105ZM127 146V145H126ZM151 146V145H150ZM171 146V145H170ZM172 146H173V144H172ZM175 146V147H176ZM188 146V145H187ZM234 146V145H233ZM254 146V145H253ZM259 146V145H258ZM7 147H9V146H7ZM24 147V146H23ZM39 147V146H38ZM44 147H46L45 145H44ZM54 147H57V146H54ZM61 147V146H60ZM66 147V146H65ZM65 147L63 148V150L65 149ZM95 147V146H94ZM94 147H92V148H94ZM110 146H108V148H109ZM157 147H159V146H157ZM161 147V146H160ZM159 147V148H160ZM174 147V146H173ZM184 147V146H183ZM183 147H182V149H183ZM189 147H190V145H189ZM229 147H231L232 148V146H229ZM10 148H12V147H10ZM35 148V147H34ZM53 148V147H52ZM96 148V147H95ZM147 148V147H146ZM154 148V147H153ZM156 148V147H155ZM185 148H186V146H185ZM215 148H218V147H215ZM220 148H218V149H220ZM226 148V147H225ZM1 149V148H0ZM13 149V148H12ZM18 149V148H17ZM16 149V150H17ZM23 149V148H22ZM26 149V147L24 148V150ZM74 149H78V150H80L81 152H83V154L85 153L86 154V152L88 151V149L89 148H85V147H75ZM98 150H99V148H97ZM104 149V148H103ZM190 149V148H189ZM237 149V148H236ZM236 149H234V151L236 150ZM245 149V148H244ZM252 149H253V147H252ZM255 149H257V148H255ZM3 150V149H2ZM14 150V149H13ZM13 150H11L10 149V151H8V156H9V152L11 153V152H13ZM18 150H20V149H18ZM23 150V151H24ZM65 150H67V152L69 153L70 151H68V149L66 148ZM89 150V151H90ZM96 150V149H95ZM94 150V151H95ZM216 150V149H215ZM221 150H218V153L220 152V153H222L221 152ZM226 150V149H225ZM241 151H240V153H243V149H240ZM243 150V151H242ZM246 150V149H245ZM5 151H7L6 149H5ZM22 151V150H21ZM28 151V150H27ZM26 151V152H27ZM34 151H38L37 149L36 150H33L32 152H34ZM51 151V149L49 150V152ZM53 151V150H52ZM57 151V150H56ZM217 151V150H216ZM228 151V150H227ZM230 151V152H229ZM228 152H225L223 155H221L219 158H218V160L216 161V163H215V166H216V169H220V166L222 165H224V161L226 160V159H228V157L229 156H231L230 154L232 153V151H231V149L229 150ZM3 152V151H2ZM15 152V151H14ZM61 152V151H60ZM63 152V151H62ZM104 152H105V150H104ZM161 152V151H160ZM167 151H165V153H166ZM239 152V151H238ZM247 152V151H246ZM245 152V153H246ZM7 152H5V154H6ZM19 152H17V154H18ZM21 153V152H20ZM19 153V154H20ZM23 153V152H22ZM66 153V152H65ZM88 153V152H87ZM96 153V152H95ZM95 153H92L93 155L95 154ZM164 153V154H165ZM183 154H186L185 152H182ZM236 153V152H235ZM12 154H14L15 155V153H12ZM12 154H10V157H11V155ZM27 154H28V152H27ZM30 154V153H29ZM34 154H36V152L34 153ZM51 154V153H50ZM62 154V153H61ZM67 154V153H66ZM65 154V155H66ZM91 154V155H92ZM164 154H162V156L164 155ZM167 155H169V153L167 152L166 153ZM165 154V155H166ZM190 154H191V152H190ZM189 154V155H190ZM193 154V153H192ZM192 154H191V157H189V159L191 158H193V156H192ZM238 154V153H237ZM6 155V156H7ZM31 155V154H30ZM37 155V154H36ZM36 155H34V157L36 156ZM39 155H41L40 156V158H42V160L40 161V163H41V166L43 167L44 165V163L45 164H47V162H48V164L50 163L49 161H47L46 160V158H45V160L43 161V156H42V153H40ZM52 155H53V157H54V153L53 154H51L50 156H51V159H53L54 160V158H52ZM64 154H62L61 156H63ZM69 155V154H68ZM68 155H67V157H64V159L65 158H68ZM91 155H87L88 156V158H90L91 157ZM105 155V154H104ZM161 155V154H160ZM164 155V156H165ZM202 155V154H201ZM45 156V155H44ZM87 156H83V157H85V158H87ZM100 156V155H99ZM108 156V157H109ZM148 156V155H147ZM171 156H172V154H171ZM186 156V155H185ZM15 157V156H14ZM37 157V156H36ZM35 157V158H36ZM48 157V156H47ZM107 157V156H106ZM151 157V156H150ZM149 157V158H150ZM168 157V156H167ZM170 157V156H169ZM238 157H239V155H238ZM3 158V157H2ZM1 158V159H2ZM5 158V157H4ZM7 158V157H6ZM9 158V157H8ZM7 158V159H8ZM12 158H13V155H12ZM17 158V157H16ZM99 157H98V153H97V157H95V159H98ZM101 158V157H100ZM148 158V157H147ZM154 158V157H153ZM186 158V157H185ZM199 158V156L197 157V159ZM211 158H213V157H211ZM0 159V160H1ZM33 159V158H32ZM39 159V158H38ZM60 160H61V158H59ZM63 159V158H62ZM145 159H146V157H145ZM156 159V158H155ZM208 159H209V157H208ZM207 159V161H209ZM238 159V158H237ZM242 159V158H241ZM244 159V158H243ZM12 160V159H11ZM11 160H10V158H9V160L8 161H10L11 162ZM14 160H16V159H14ZM18 160H21V158H19ZM50 160V159H49ZM60 160H58V162L60 161ZM67 160V159H66ZM99 160V162L101 161V160H103V157H102V159H98ZM106 160V159H105ZM150 160V159H149ZM152 160V159H151ZM214 160V159H213ZM3 161V160H2ZM7 161V162H8ZM17 161V160H16ZM26 161V160H25ZM24 161V162H25ZM30 161H31V159H30ZM47 161V162H46ZM56 161V160H55ZM70 161V160H69ZM77 161H79V163H80V160H77ZM85 161V160H84ZM91 161V158H90V160H89V163H91V162H93V159H92V161ZM142 161H143V159H142ZM241 161H243V160H241ZM35 162V161H34ZM52 162V161H51ZM62 162H63V160H62ZM86 162L88 163V160H86ZM144 162H145V160H144ZM223 162V163H222ZM239 162V161H238ZM12 163V162H11ZM64 163H67V162H65L64 161ZM71 163V162H70ZM69 163V164H70ZM98 163V162H97ZM101 163H102V161H101ZM100 163V164H101ZM146 163H150V162H146ZM145 163V164H146ZM5 164H7V163H4V161H3V163L1 164V162H0V165H5ZM13 164V163H12ZM25 164V163H24ZM27 164V163H26ZM32 165H33V162L31 163ZM82 164V163H81ZM96 164V163H95ZM178 164V163H177ZM28 165V164H27ZM26 165V166H27ZM30 165V164H29ZM35 165V164H34ZM59 165H61L60 163H59ZM70 165H72V163L70 164ZM87 165H89V164H87ZM141 165H143L142 164V162H141V164H140V167H141ZM150 165V164H149ZM179 165V164H178ZM185 165V164H184ZM10 165H8L7 166V168L9 167ZM13 166V165H12ZM11 166V169L13 168ZM40 166V172H37L38 174H36L35 176L36 177H38L39 178V176H37V175H39L41 172H42V169L44 168H42ZM48 166V165H47ZM53 166V165H52ZM54 166H55V164H54ZM62 166V165H61ZM82 166H84V165H82ZM194 166V165H193ZM3 167L4 166H2V171L5 169V170H7L6 169V167L3 169ZM19 167V166H18ZM21 167V166H20ZM139 167V166H138ZM139 167V168H140ZM143 168H144V166H142ZM141 167V168H142ZM147 167H148V165H147ZM146 167V168H147ZM183 167V166H182ZM181 167V168H182ZM218 167V168H217ZM10 168V167H9ZM8 168V169H9ZM53 168H55V167H53ZM63 168V167H62ZM90 168V167H89ZM140 168V169H141ZM142 168V169H143ZM16 169V168H15ZM20 169H22L23 170V168H20ZM25 169V168H24ZM26 169H28V168H26ZM29 169H30V167H29ZM45 169V168H44ZM57 169V168H56ZM191 168H189V170H190ZM195 169V168H194ZM193 169V170H194ZM4 170V171H5ZM35 170H36V168H35ZM49 171H50V169H48ZM81 170V169H80ZM144 170V169H143ZM188 167H187V170H181L180 172L182 173V174H185V173H188ZM15 171V170H14ZM25 171V170H24ZM27 171V170H26ZM25 171V172H26ZM61 171V170H60ZM66 171H68V170H66L65 169V172ZM74 171V170H73ZM95 171H96V169H95ZM94 171V172H95ZM163 171V170H162ZM161 171V172H162ZM213 170H207L206 171V175H214V171L212 172ZM219 171V170H218ZM10 172V171H9ZM13 172V171H12ZM18 172V171H17ZM22 172V171H21ZM34 172H36V171H34ZM33 172V173H34ZM166 173H167V171H165ZM262 172V171H261ZM5 173V172H4ZM44 173V172H43ZM47 173V172H46ZM52 173H54V172H52ZM51 172H50V176H55V174H52ZM153 173H155V171L153 170ZM157 173H159V172H157ZM175 173V172H174ZM178 173H179V170H178ZM180 173V174H181ZM190 173H192L193 174V171L192 172H190ZM221 173V172H220ZM219 173V174H220ZM58 174H60V172L58 171ZM58 174H57V176H55V177H59L58 176ZM75 174V173H74ZM73 174V175H74ZM126 173H124V174H122V177H124V175H125ZM128 174V173H127ZM156 174V173H155ZM172 174V173H171ZM170 174V175H171ZM181 174V175H182ZM216 174V173H215ZM219 174H216V175H214L213 176V178H211V177H209V179L212 181L213 179H215L214 177L216 176H219ZM234 174V173H233ZM8 175V174H7ZM11 175H12V173H11ZM26 175V174H25ZM40 175H42V174H40ZM82 175H83V173H82ZM87 175V174H86ZM163 175H165L166 176V174H164V173H162V175H161V177H163ZM169 175V176H170ZM176 175V173L174 174V176ZM178 175V174H177ZM176 175V176H177ZM180 175V176H181ZM190 175V174H189ZM202 176H201V178L203 177V173L201 174ZM0 176H1V174H0ZM32 176V175H31ZM34 176V177H35ZM62 176V175H61ZM77 176V175H76ZM80 176V175H79ZM78 176V177H79ZM128 176V175H127ZM149 175H144V177L145 178H147ZM169 176H166L167 177V179L169 178ZM173 176V177H174ZM176 176H175V178H176ZM179 176V175H178ZM183 176V175H182ZM181 176V177H182ZM222 176V175H221ZM2 177V176H1ZM13 177H16V175H14ZM25 177V176H24ZM26 177H29L28 175H26ZM54 177V178H55ZM63 177V176H62ZM65 177V176H64ZM64 177H63V179H60V181L62 180L63 182H64V180H65V182H67V180H66V177H65V179H64ZM121 177V178H122ZM143 177V178H144ZM158 177L160 178V176H159V174H158V176L155 178V179H158ZM172 177V178H173ZM184 177V178H183ZM182 178H179V177H177V178H179L178 180H179V184L178 185H180L183 181H184V179H185V181H186V179L189 177L190 179H191V177L190 176H188V177H185V176H183ZM37 178V179H38ZM42 178V177H41ZM53 178V177H52ZM54 178H53V181H56V180H54ZM127 178V177H126ZM131 178V177H130ZM144 178V179H145ZM150 178H151V176H150ZM164 178V177H163ZM174 178V179H175ZM188 178V179H189ZM235 178V177H234ZM263 178V177H262ZM5 179V178H4ZM16 180H17V177L15 178ZM24 179V178H23ZM26 179V178H25ZM28 179V178H27ZM32 178H29V180H31ZM36 179V178H35ZM35 179H33V181L35 180ZM36 179V180H37ZM43 179H46V178H43ZM51 179V178H50ZM57 179V178H56ZM144 179H142V180H144ZM209 179H207L206 181H208ZM218 179H220V177L218 178ZM217 179V180H218ZM233 179V178H232ZM1 180V179H0ZM9 180V179H8ZM8 180H6V181H8ZM22 180V179H21ZM20 180V181H21ZM47 181H48V179H46ZM57 180H59V179H57ZM123 180V179H122ZM121 180V181H122ZM146 180V179H145ZM154 180V179H153ZM159 180V179H158ZM160 180H161V178H160ZM164 180V179H163ZM169 180H171L170 178H169ZM173 180V179H172ZM235 180V179H234ZM11 181V180H10ZM20 181H17V183L19 182V184H20ZM23 181V180H22ZM61 181V183H63ZM128 181V180H127ZM134 181H136L137 182V180H134ZM164 181H166V180H164ZM163 181V182H164ZM215 181H216V179H215ZM214 181V182H215ZM219 181V180H218ZM221 181V180H220ZM2 182V181H1ZM26 182H28V181H26ZM25 182V183H26ZM30 182V181H29ZM32 182V181H31ZM35 182V181H34ZM65 182L63 183V184H65ZM119 182H120V180H119ZM140 182V181H139ZM146 182V181H145ZM160 182V181H159ZM167 182H169V181H167ZM176 183H177V181H175ZM181 182V183H180ZM210 182V181H209ZM227 182L228 181H226V185H227ZM5 183H7V182H5ZM55 183H57V182H55ZM70 183V182H69ZM77 183V182H76ZM76 183H75V186H76ZM127 183V182H126ZM126 183H124V184H126ZM129 183V182H128ZM138 183V182H137ZM161 183H162V180H161ZM175 183V184H176ZM213 183V182H212ZM216 183V182H215ZM219 183V182H218ZM9 182H8V186H9ZM14 184V183H13ZM39 185L40 183H39V180H38V182L36 183V185ZM117 184V183H116ZM116 184H114L112 187H115L114 188V190L116 189ZM121 184H123V183H121L120 182V185H119V183H118V185H117V187H121L122 186V188H124L125 186L124 185H121ZM130 184V183H129ZM141 184V183H140ZM149 185H150V183H148ZM163 184V183H162ZM164 184H165V182H164ZM167 184V183H166ZM200 184H202L203 185V183H201V182H199V186H200ZM211 184V183H210ZM221 184H222V182H221ZM229 184V183H228ZM236 184V183H235ZM243 184V183H242ZM4 185H6V184H4ZM14 185H16V183L14 184ZM21 185V186H20ZM19 186L20 187H22L23 185H22V183L20 184ZM27 185V184H26ZM31 185V184H30ZM43 185V188H41L42 189V191H41V194H40V197H41V199L39 198L38 200H40V204H39V207H38V209H39V212L40 213H42L43 215H45L46 216V213H47V211H48V209H49V205H48V203H47V201H48V198H47V201H46V199H45V195H44V193H46V191H47V193H46V195L48 194V190L49 191H51L50 190V188L52 187V183L51 182H47L46 184H42ZM59 185V184H58ZM66 185V184H65ZM68 185V184H67ZM157 186L156 187H158L157 189H155V192L156 191H158L159 193H160V191H162V190H160V186L159 185H161V184H156ZM192 185V184H191ZM195 185V184H194ZM211 185H214V184H211ZM210 185V186H211ZM225 185V184H224ZM241 185V184H240ZM8 186H7V190H8ZM18 186V188H20ZM28 186V185H27ZM41 186V185H40ZM54 186H56V184L54 185ZM61 187L60 188H62V186L63 185H60ZM69 186H72L71 184L69 185ZM68 186V187H69ZM124 186V187H123ZM148 186V185H147ZM153 186L154 185H152V187H151V185L150 186H148V187H150V189L151 188H153ZM176 186V185H175ZM5 188H6V186H4ZM29 187V186H28ZM37 187V186H36ZM77 187V186H76ZM128 187H130V186H128ZM155 187V186H154ZM155 187V188H156ZM162 187H163V185H162ZM161 187V188H162ZM222 187V186H221ZM238 187V186H237ZM17 188V187H16ZM54 188V187H53ZM57 188V187H56ZM73 188V187H72ZM75 188V187H74ZM179 188V187H178ZM188 188V187H187ZM196 188H198V186L196 187ZM213 188H215V190L216 191H218V188L215 186H213ZM213 188H212V190H213ZM219 188H220V186H219ZM255 188V187H254ZM3 189V188H2ZM21 189V188H20ZM55 189V188H54ZM118 189V188H117ZM119 189H121V188H119ZM149 189V188H148ZM154 189V188H153ZM152 189V190H153ZM160 191H159V190ZM162 189H164V187L162 188ZM174 189H175V187H174ZM176 189H177V187H176ZM183 189V188H182ZM222 189H223V187H222ZM262 189V188H261ZM4 190V189H3ZM6 189H5V191L4 192H2V193H5L6 191H7ZM12 190V189H11ZM56 190V194H57V189H55ZM55 190H53L54 192H55ZM69 190H71L70 188H69ZM76 190V189H75ZM114 190H112L111 189V191H110V194L109 195H111V197H112V199L114 198L113 196H114V193H113V191ZM179 190V189H178ZM224 190V189H223ZM222 190V191H223ZM249 191L251 190L250 188L248 189ZM253 190H255V189H253ZM13 191V190H12ZM21 191H22V189H21ZM60 191V190H59ZM62 192H64L63 191V189L61 190ZM140 191H143V189H141ZM149 191V190H148ZM164 191H165V189H164ZM162 192L163 193V195H164V193L166 194V192ZM199 191H201V190H199ZM222 191H218V192H222ZM249 191H248V194H249ZM252 191V190H251ZM8 192V191H7ZM39 192V191H38ZM37 192V193H38ZM52 192V191H51ZM50 192V193H51ZM54 192L53 193H51V194H54ZM62 192H61V194H62ZM72 192H74V191H72ZM111 192H112V194H113V196H112V194H111ZM153 192V191H152ZM158 192L156 193L157 194V196L159 197V195H158ZM175 191L173 190L172 191V193H174ZM177 192H179V191H177ZM177 192H175V193H177ZM183 192H185V191H183ZM195 192V191H194ZM255 192H257V189H256V191ZM262 192H263V190H262ZM17 193H18V190H16L15 191V193L11 196V198H10V195H9V198H10V200H11V202H13L14 201V199H15V196L17 197V198H19L18 197V195H17ZM20 193V192H19ZM23 193V192H22ZM59 193V192H58ZM75 193V192H74ZM125 193V192H124ZM129 193H131L130 191H129ZM139 193V191L136 193V195H134V197L136 196L137 198L138 197H140L141 195H143V192H142V194H138ZM174 193V194H175ZM179 193H181L182 194V192H179ZM201 193V192H200ZM217 193V192H216ZM220 193H218V194H220ZM223 193V192H222ZM221 193V194H222ZM244 193H245V190H244ZM8 194H10V193H8ZM118 194H119V192H118ZM140 195V196H138V195ZM155 193L154 194H149V195H151V197L154 195V197H155V195H156ZM168 194V193H167ZM184 194V193H183ZM183 194L182 195H178V197L180 196H183ZM190 194V193H189ZM195 194V193H194ZM194 194H192V195H194ZM202 194V193H201ZM20 195H21V193H20ZM24 195V194H23ZM30 195V194H29ZM31 195H32V193H31ZM59 195V194H58ZM76 195V194H75ZM78 195V194H77ZM128 195V197H129V194H127ZM127 195H126V197H127ZM144 195H145V193H144ZM162 195V196H163ZM172 195V194H171ZM171 195H169V196H171ZM199 195V194H198ZM204 195V194H203ZM48 196V195H47ZM46 196V197H47ZM52 196V199H54L55 197L54 196H56L55 194H54V196L53 195H50L49 194V197H51ZM60 196V195H59ZM73 196V195H72ZM166 196V195H165ZM169 196H166V197H164V198H166V199H168L169 198ZM177 196V195H176ZM176 196H172L173 198H172V201L174 200V197H176ZM197 196V195H196ZM206 196V195H205ZM219 196V195H218ZM245 196H247L246 194H244V198H245ZM262 196H264V195H262ZM8 197V196H7ZM25 197H27V196H24V199H25ZM30 197V196H29ZM33 197H34V195H33ZM33 197H32V199H33ZM37 197V196H36ZM35 197V198H36ZM54 197V198H53ZM56 197H58V196H56ZM63 197H65V196H63ZM109 197V196H108ZM116 197V196H115ZM130 197H131V194H130ZM142 197V196H141ZM161 197V196H160ZM159 197V198H160ZM202 197V196H201ZM216 198H217V196H215ZM5 198H6V196H5ZM16 198V199H17ZM31 198V197H30ZM38 198V197H37ZM67 198V197H66ZM65 198V199H66ZM118 196H117V200H118ZM148 198V197H147ZM162 198V197H161ZM171 198V197H170ZM177 198V197H176ZM207 199H206V201H208V197H206ZM214 198V197H213ZM215 198V199H216ZM261 198V197H260ZM263 198V197H262ZM15 199V200H16ZM23 199V200H24ZM71 199V198H70ZM108 199V198H107ZM129 199V198H128ZM136 199V198H135ZM141 200H142V198H140ZM146 199V198H145ZM152 199H153V197H152ZM152 199H151V201H152ZM182 199H183V197H182ZM196 199H198V198H196ZM200 199V198H199ZM201 199H204V198H201ZM217 199H219V198H217ZM216 199V200H217ZM221 199V198H220ZM18 200V199H17ZM29 200V199H28ZM31 200V199H30ZM34 201H35V199H33ZM72 200V199H71ZM71 200H70V202H71ZM114 200H116L115 198H114ZM114 200H111V199H109V201L108 202H106V204H104V206H102V211L100 212V213H98V214H96L95 216H97L98 215V217H99V219H100V221H103L104 223H106V218L108 219V221H111V219L110 218H108L109 216L108 215H106V216H108V217H106V218H104L103 217V213H105L106 214V212L104 211V210H110V209H115V207H116V205H115V207L113 206V204H112V201H114ZM141 200H139V199H137V201L138 202H140ZM155 200V199H154ZM153 200V201H154ZM160 200V199H159ZM177 200V199H176ZM176 200H175V202H176ZM248 200L250 201V199L248 198ZM247 200V203L249 202ZM49 201H50V199H49ZM53 201V200H52ZM51 201V202H52ZM56 201H60V200H56ZM80 201V200H79ZM111 201V202H110ZM131 201H133V200H131ZM136 200H134V202H135ZM161 201L162 200H160V203H161ZM171 201V202H172ZM179 201V200H178ZM196 201H198V200H196ZM203 201H205V200H203ZM205 201V202H206ZM241 200H239V201H235L234 203H232V207H231V211L229 212V215L231 216V218L230 219H225L224 220V217L222 216V220H221V218L220 219H218V221H214L213 223H211L210 225L207 223V224H201V226L199 225V223H201L202 221H204L203 219H202V221L200 222V220H198V218H197V222H199L198 224H197V227H198V225H199V230H201L200 229V227L202 228V226L203 225H206L205 226V230H203L202 232L203 233H200L199 232V230L197 229V231L200 233L199 235H200V237H201V239L203 240V242H202V240H201V242L202 243H200V247L202 248V247H204V248H206V250H207V248L209 249V247H214V250H211V251H213V252H222V254L223 253H226L227 252V254H228V252H230V250L232 251L233 249L234 250H237V249H235V248H238V250L239 249H243V247L245 248V246L246 245H248V244H244L243 243V241L241 240L240 241V238L243 236L242 235V233H244V232H246V231H244L245 230V226L246 225H243L244 227V230H242L243 228H241V224L240 225H238L237 224V221L239 220V219H247V220H245L244 222L246 223V221H248V222H255L259 217H258V215H261V213L259 214L258 213V215H257V213H256V208H254V209H252L253 208V206L251 207V205H249L250 203H248V204H243L242 202L243 201H241ZM244 201H246V199H244ZM260 201H261V199H260ZM21 202V201H20ZM28 202V201H27ZM80 202H82V201H80ZM87 202V201H86ZM138 202H135V203H138ZM165 202V200L163 201V203ZM167 202V201H166ZM209 202V201H208ZM217 202V201H216ZM250 202H252V201H250ZM263 202V201H262ZM15 203V202H14ZM16 203H17V201H16ZM24 203V202H23ZM29 203V202H28ZM36 203V202H35ZM129 203V202H128ZM132 203V202H131ZM134 203V204H135ZM144 203H147V201H145ZM159 203V202H158ZM169 203H170V199H169ZM197 203H199V201L197 202ZM214 203V202H213ZM211 201H210V207H213L211 204H213ZM246 203V202H245ZM25 204H26V202H25ZM71 204H74V203H72L71 202ZM78 204V203H77ZM114 204H116V201H114ZM127 204V203H126ZM133 204V203H132ZM132 204H131V206H132ZM139 204H141V203H139ZM148 204V203H147ZM146 204V205H147ZM154 204V203H153ZM156 204V203H155ZM206 204V203H205ZM218 204V203H217ZM258 204H260V203H258ZM264 204V203H263ZM23 205V204H22ZM57 205H60V204H57ZM66 205V204H65ZM124 204H122V206H123ZM199 206H201L200 205V203L198 204ZM242 205H243V207H242ZM254 205V204H253ZM7 206H8V204H7ZM27 206H29V205H27ZM33 206V205H32ZM74 206V205H73ZM118 206V205H117ZM128 206V205H127ZM126 206V207H127ZM130 206V205H129ZM136 206V205H135ZM138 206V205H137ZM140 206V205H139ZM138 206V207H139ZM153 206L154 205H150V203H149V209H151V211H152V209H153ZM163 206H165L164 204H162V205H155V209L156 208H162ZM214 206H215V204H214ZM217 206V205H216ZM250 206V207H249ZM259 206V205H258ZM83 207V206H82ZM111 207V208H110ZM120 207V206H119ZM124 207V206H123ZM123 207H121V208H119L118 210H121V212L123 211ZM138 207H137V209L136 210H138ZM151 207V208H150ZM198 207V206H197ZM204 207H206V206H204ZM255 207H257V206H255ZM50 208H52V207H50ZM57 208V207H56ZM63 207H61V209H62ZM67 208H68V206H67ZM106 208V209H105ZM108 208V209H107ZM167 208V207H166ZM165 208V209H166ZM190 208V207H189ZM188 208V209H189ZM194 208H196V207H194ZM201 208V207H200ZM215 210H216V208L215 207H213ZM252 210H251V209ZM261 208V207H260ZM27 209H28V207H27ZM32 209H34L33 207H32ZM117 209V208H116ZM126 209V208H125ZM132 209V208H131ZM140 209H142V207L140 206ZM139 209V210H140ZM164 209V208H163ZM167 209H169V208H167ZM191 209V208H190ZM197 209H199V208H196V210ZM207 209H208V207H207ZM213 209V211H215ZM11 210V209H10ZM56 210V209H55ZM82 210V209H81ZM100 210V209H99ZM129 210V211H128ZM133 210V209H132ZM138 210V211H139ZM143 210H145V209H143ZM200 210V209H199ZM212 210V209H211ZM23 211V210H22ZM38 211V210H37ZM113 211V210H112ZM127 211L129 212V215H131L130 213H133V212H135L134 210H133V212H131L130 211V208L129 207H127ZM126 211V212H127ZM162 211H164V210H162ZM168 211V210H167ZM212 211V212H213ZM25 212V211H24ZM23 212V213H24ZM27 212V211H26ZM39 212H38V214H39ZM55 212H57V213H60L59 211H55ZM55 212H54V214H55ZM109 212H111V211H109ZM125 212V211H124ZM127 212V213H128ZM149 212V211H148ZM191 212H192V210H191ZM191 212H190V214H191ZM200 212V211H199ZM211 212V211H210ZM210 212H208V213H210ZM211 212V213H212ZM22 213V214H23ZM126 213V214H127ZM195 213V212H194ZM200 213H202V212H200ZM210 213V214H211ZM214 213V212H213ZM8 214V213H7ZM30 214V213H29ZM33 214L36 216V214L33 212ZM53 214V215H54ZM63 214H64V211H63ZM72 214V213H71ZM119 214V213H118ZM124 214V213H123ZM146 215H147V213H145ZM149 214V213H148ZM152 216H151V214H150V217H155L154 219H156V220H154V222H153V224H155V221H159V219H157V218H159L160 217V215L162 214L163 215V213L161 212V211H157V210H154L153 212H152ZM166 213L164 212V215L163 216H161L162 218L164 217V216H168V214L167 215H165ZM183 214V213H182ZM210 214H208L207 216H209ZM215 214V213H214ZM263 214V213H262ZM13 215V214H12ZM41 215V214H40ZM60 215H61V213H60ZM112 215V214H111ZM122 215V214H121ZM129 215H128V217H129ZM133 215V214H132ZM136 215V214H135ZM184 215H186V214H184ZM183 215V217H185ZM198 215V214H197ZM212 215V214H211ZM211 215H210V217H211ZM218 215V214H217ZM6 216V215H5ZM48 216H50L49 214H48ZM65 216V215H64ZM95 216H93V217H95ZM119 217H121L120 215H118ZM117 216V217H118ZM159 216V217H158ZM213 216H215V215H213ZM16 217V216H15ZM37 217V216H36ZM43 217V216H42ZM51 217V216H50ZM50 217H48V218H45L44 219V221L42 222V223H40L38 226H36V228L33 230V232L31 233V236H30V238L29 239H26L27 237H29L27 234H30V233H26V232H24L23 230H27L28 229V227L29 226H25L26 228H24V229H22V231L20 230V232H18V231H16V229H14V228H16L15 226H17V225H13L12 224V228L14 229V230H10V232H8V235L6 236V237H2L1 235H0V264H117V263H110L109 262V256L110 255H115V254H118L120 251L119 250H121V249H123V248H121V247H119L118 245H119V243H116L115 242V245H116V249H118V248H120L119 250H114L113 252H108L109 250H107V251H105L104 249H105V247H106V245H105V247H104V244L106 243V241H107V243H108V239H110V237L108 238V237H106V238H108L107 240H105V243L103 242L104 240H103V238H101L100 239V237H99V239L100 240H102V241H92L91 242V240H93V239H95L96 240V238H94L95 237V235H91L89 238H91L89 241L91 242H89L90 243V245L89 246H91L90 248H88V250H86V252H84V254L83 255H80V256H72V257H67L66 255H64V254H61V255H58V254H55V249H57V248H59V247H61V244H64V242H66V240H65V237H62L63 235H61V237L60 238H62V239H57L56 241L55 240H53V237L55 238V237H57V236H55L54 235V233L52 234V231L54 232V230H51V229H49L52 225V223L55 221L54 219H52L51 220V218ZM54 217V216H53ZM55 217H57V215L55 216ZM98 217H96V218H98ZM113 217H114V215H113ZM118 217V218H119ZM123 217H124V215H123ZM123 217H121V218H123ZM183 217H181V220H182V218ZM194 217H195V215H194ZM196 217H198V216H196ZM218 217V216H217ZM220 217V216H219ZM261 217V216H260ZM263 217H264V215H263ZM6 218V217H5ZM14 218V217H13ZM69 218V217H68ZM116 218V217H115ZM134 218H135V216H134ZM134 218L132 217V216H130V219H133V221H135L134 220ZM137 218V217H136ZM187 218V217H186ZM202 218H203V216H202ZM209 218V217H208ZM2 219V218H1ZM15 219V218H14ZM35 219V217L34 216H32L31 215V217H30V220L32 221V220H34ZM56 219V218H55ZM60 219V218H59ZM67 218L65 217V220H66ZM75 219V218H74ZM110 219V220H109ZM114 219V218H113ZM120 219V218H119ZM124 220H125V218H123ZM161 219V218H160ZM164 219H167L166 217L164 218ZM185 219V218H184ZM194 221H195V219L194 218H192ZM192 219H189V220H192ZM199 219H201V218H199ZM211 219H212V217H211ZM3 220V219H2ZM23 220V219H22ZM57 220V219H56ZM61 220V219H60ZM64 220V219H63ZM126 220H127V216H126ZM137 221L139 220V219H136ZM186 220V219H185ZM188 220V221H189ZM260 220H262L263 221V219L261 218ZM25 221H27V220H25ZM115 221H116V219H115ZM120 221V220H119ZM136 221V222H137ZM143 221V220H142ZM142 221H138V222H142ZM164 221H166V220H164ZM56 222V221H55ZM99 222V221H98ZM102 222V223H103ZM112 223H113V221H111ZM156 222V224L157 225H159V223H157ZM180 222V221H179ZM189 222H191V221H189ZM206 222V221H205ZM212 222V221H211ZM239 222V221H238ZM244 222H242V223H244ZM257 222V221H256ZM107 223H109V222H107ZM125 223L127 224L128 223V221L127 222H125L124 221V225H125ZM133 223V222H132ZM192 223H193V221H192ZM203 223V222H202ZM209 223H210V220H209ZM22 224V223H21ZM21 224H19V225H21ZM32 224V223H31ZM55 224H57V223H55ZM120 224V222L117 224V225H119ZM131 224V222L129 223V224H127V225H130ZM134 224H137V223H134ZM142 224V223H141ZM145 224V223H144ZM143 224V225H144ZM149 224V223H148ZM150 224H151V222H150ZM148 225V227L149 226H151V227H154V226H152V225ZM249 224V223H248ZM251 224V223H250ZM18 225V226H19ZM54 225V224H53ZM113 225V224H112ZM121 225V224H120ZM123 225V224H122ZM121 225V226H122ZM137 225H139V223L137 224ZM188 225V223L185 225V226H187ZM190 225H192V224H190ZM17 226V227H18ZM54 226H58V225H54ZM98 226V225H97ZM96 226V228H98ZM126 226V225H125ZM136 226V225H135ZM134 226V227H135ZM145 226H146V224L144 225V226H142V228H145ZM193 226H194V224H193ZM7 227V226H6ZM20 227V226H19ZM22 227V226H21ZM20 227V228H21ZM23 227H24V225H23ZM53 227V226H52ZM104 227V226H103ZM111 227V226H110ZM109 227V228H110ZM116 227H120V226H116ZM138 227V226H137ZM136 227V228H137ZM159 226H155L154 228L156 229V228H158ZM196 227V226H195ZM196 227V228H197ZM253 227V226H252ZM260 227H262L261 225H260ZM106 228H108V227H106ZM112 228H114L113 226H112ZM133 228V227H132ZM139 228V227H138ZM141 227H140V229H142ZM150 228V227H149ZM195 228V229H196ZM11 229V228H10ZM102 229V228H101ZM117 229H120V228H117ZM123 229V228H122ZM121 229V231H122V233H123V231L124 230H122ZM125 230L127 229V228H124ZM130 231L127 233L128 234V237H129V234H130V232L132 233V230L130 229V228H128ZM134 229V228H133ZM146 229V228H145ZM158 229H160V228H158ZM189 229V228H188ZM188 229H185L184 228V231L185 230H187L188 231ZM246 229H247V227H246ZM254 229V228H253ZM257 229V228H256ZM144 230V229H143ZM143 230H141V232H140V234H143V233H146V231L145 232H143ZM162 230H163V228L162 229H160V231L162 232ZM170 230H173V229H170ZM190 230V229H189ZM261 230H263V228L261 229ZM28 231V230H27ZM57 231V229H55V232ZM59 231V230H58ZM57 231V232H58ZM93 231V230H92ZM97 231H98V229H97ZM101 231V230H100ZM100 231H98V232H100ZM119 231V230H118ZM137 230L135 229V232H136ZM184 231H182V232H184ZM185 231L184 233H181V234H178L179 233V231L177 232V236H175L174 234H175V232H176V230H175V232H172V231H167V233H165L164 232V235H166V237H164V238H166L167 239V241L165 242V239L163 240V236H162V238H160L161 239V242H159L158 240H159V238H158V234H157V232H156V234L155 235H157V237L156 238H158L157 239V243H155V241L156 240H154V239H156V238H154L151 234H153L152 232H151V230H150V232H149V230H148V232L146 233V234H143L142 236H141V239H140V242L138 243L137 241H139L138 239H137V245H135V246H133L134 245V242H133V244L130 242V244L132 245L131 247H129V249L131 248H133L132 249V251H131V254H138V255H143V254H145L148 250L150 251H153L154 253H158L160 250H162V249H164L165 247H167L168 246V248H170V251L172 250V251H174V253L175 252H180V253H182V255H183V253L185 252V245L189 242H192V241H190L191 239L193 240V239H196L195 237H197L196 236V234H195V231H194V229L191 231ZM244 231V232H243ZM5 232V231H4ZM3 232V233H4ZM90 232H91V229H90ZM120 232V231H119ZM138 232V233H139ZM143 232V233H142ZM161 232H159V233H161ZM253 232H255L256 233V231H253ZM259 232V231H258ZM263 232V231H262ZM7 232H5V234H6ZM59 233V232H58ZM92 233V232H91ZM121 233V232H120ZM125 233V232H124ZM138 233H136V234H138ZM264 233V232H263ZM24 234H26V238H24ZM149 234L153 237L152 239V241L153 242H151L150 241V239H148V237H149ZM201 234L204 236L203 238H202V236H201ZM248 234V233H247ZM109 235V234H108ZM125 235V234H124ZM122 235V237H117L118 236V233H117V238H119V239H122V238H124L125 239V237L127 238V236L125 235ZM3 236H4V234H3ZM53 236V237H52ZM59 236V235H58ZM134 236V235H133ZM137 237H138V235H136ZM140 236V235H139ZM175 236V237H174ZM51 237V238H50ZM93 238V239H92ZM105 238V237H104ZM114 238V237H113ZM116 238V239H117ZM131 238H132V236H131ZM136 238V237H135ZM256 238V237H255ZM258 238V237H257ZM12 239H14V240H16V246H17V249L15 250V253H14V255H12V256H9L10 254H9V249H10V247L11 246H9V244H10V242L12 241ZM50 239H52L49 243L52 245V249H51V251L52 252H50V253H48V255H43V258H32V259H26V261L24 260L25 258H24V256H27V255H32L33 254V249H31V245H33V246H36V245H39V247L41 246V244H43L46 240H50ZM97 240H98V238H97ZM135 240V239H134ZM149 240V241H148ZM163 240V241H162ZM237 240H239V241H237ZM253 240H254V238H253ZM63 241V242H62ZM120 241V240H119ZM123 241H125V240H123ZM122 241V242H123ZM129 241H130V237H129ZM195 241V240H194ZM258 241V240H257ZM96 242V243H95ZM104 244H103V243ZM120 243L121 245H124L123 243ZM128 242V241H127ZM110 243H111V240H110ZM110 243H108V245H107V247H109V244ZM114 243V242H113ZM155 243V244H154ZM196 243V242H195ZM257 243H259V242H255V241H253L252 242V244L250 243V245H249V247L251 246L252 247V249L254 248V247H257L258 246V244ZM202 244V245H201ZM128 245H129V242H128ZM164 246V247H163ZM41 247H43V246H41ZM118 247V248H117ZM122 247H126V245H124V246H122ZM195 247V246H194ZM249 247L247 248V246H246V248L245 249H247V250H249L248 251V253H243V252H241L240 254H242V256L243 257H241V258H239L240 260H239V262H236V261H232V259H235V258H227V257H223V258H220V256H218L219 257V259L221 260H223V261H217V262H215L214 260L213 261H208V262H206L205 264H264V263H261V262H259V261H255V259H257V257L255 258L254 257V255H252L250 252H252V251H250V249H249ZM110 249H112L111 247H109ZM115 248V247H114ZM153 250H152V249ZM197 248V247H196ZM39 249V248H38ZM33 250V251H32ZM37 250V249H36ZM54 250V251H53ZM169 250V249H168ZM190 250H191V248H190ZM197 250V249H196ZM200 250V249H199ZM124 251V252H123ZM169 251V252H170ZM184 251V252H183ZM225 251V252H224ZM36 252V251H35ZM42 252V251H41ZM39 250H38V254H40L41 253ZM49 252V251H48ZM105 252H107V253H105ZM127 252H129V251H127V249L126 250H122V252H120V253H126L127 254ZM133 252V253H132ZM167 252L168 251H166L164 254H163V257H162V253H160V258L158 257V256H151V257H148L147 255L145 256V257H141V258H138V259H136V260H138V261H136V263H133V262H135V261H132V262H129V263H126V264H202L201 263V261L200 260H207L206 258H202V257H204V256H202L201 258H197L195 261L196 262H190V263H188L186 260L184 261V259H183V261H179L181 258H183V257H179L178 259V261H176V262H167L166 261V263H162L163 261L165 262V260H169V258H168V254H167ZM187 252V251H186ZM191 252H192V250H191ZM196 252V251H195ZM201 252V251H200ZM212 252V253H213ZM203 253V252H202ZM218 253H216V254H218ZM250 253V254H249ZM129 254H130V252H129ZM159 254V253H158ZM170 254H171V252H170ZM185 254V253H184ZM207 254V253H206ZM245 254V255H244ZM171 255H173V254H171ZM180 255V254H179ZM182 255H180V256H182ZM196 255V254H195ZM203 255V254H202ZM214 255V254H213ZM231 255V254H230ZM234 255H236L235 254V252H234ZM39 256V255H38ZM188 256H190V255H188ZM201 256V255H200ZM210 256V255H209ZM158 257V258H157ZM176 257V256H175ZM192 257V256H191ZM213 257H216V255L215 256H213ZM238 257V256H237ZM177 258V257H176ZM175 258V259H176ZM264 258V257H263ZM188 260H189V258H187ZM211 259H215V258H211ZM217 259V258H216ZM261 259V257L259 258V260ZM23 260V261H22ZM147 260L149 261V263H146L147 262ZM172 260V259H171ZM182 260V259H181ZM235 260H237V258L235 259ZM139 261H144V263L143 262H141V263H137V262H139ZM146 261V262H145ZM159 261V262H158ZM161 261V262H160ZM175 261V260H174ZM204 264V263H203Z\"/></svg>",
  "mask_w": 264,
  "mask_h": 264
}]
</instances>
